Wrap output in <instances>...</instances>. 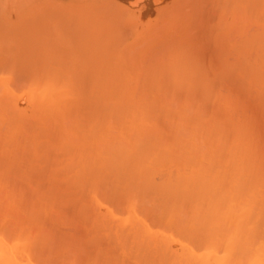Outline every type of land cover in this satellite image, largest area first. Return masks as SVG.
<instances>
[{
	"label": "bare ground",
	"instance_id": "6f19581e",
	"mask_svg": "<svg viewBox=\"0 0 264 264\" xmlns=\"http://www.w3.org/2000/svg\"><path fill=\"white\" fill-rule=\"evenodd\" d=\"M184 1L187 2L188 0L187 1L184 0ZM255 1L256 2H252L255 4L254 8H255L256 4L259 2V0H255ZM178 3H179L178 7L176 6L177 2H176V4L174 3V5H175L174 7L178 8L177 10L174 9L177 12L184 9L183 8L184 5L182 6L183 9H180V7H181L180 3H182V0ZM110 4H112V2ZM170 6H172V5H170ZM170 6L168 8L170 11H168V9L165 10V11H168L167 14L171 11L174 12V10H172L174 7H172L170 9ZM108 7H106V10L104 9L105 7L103 9L101 8V10H103L102 12L106 11V12H104L105 14L109 13V11H107V9H110L111 7L110 8H108ZM188 7H190V6H188ZM188 7L186 6L185 8L189 9ZM199 7H201V6H199ZM251 7H253V6H251ZM67 8H69V7H67ZM67 8H65V10ZM165 8H167V7H165ZM201 8H203V7H201ZM240 8L241 7H238L236 11L241 16L243 14L247 15V16H245V19L247 20L248 24H250V22H251L250 17L255 18V19L252 18V21L254 20L255 23L257 21L259 22V20H260L259 18L262 17L261 16L262 14H260L259 18H258L257 17L258 14L256 15V13H255L256 17L253 16L254 14L251 16L252 8H251V11H248L247 10L248 8H245V7L241 8V9H244V11L246 10L245 12L247 14H245ZM226 9H225V11H226ZM65 10H63V11H65ZM80 10H81V8H80ZM190 10H191V8H190ZM68 11H70V9L69 10L67 9L65 11V12H67L66 16H69L68 14L70 12L68 13ZM75 11H77V8ZM81 11L83 13H85L83 10H81ZM183 11H185V9ZM236 11L233 12L235 15V18L232 17L233 18L232 20L230 18L229 19L230 21H228L227 17L234 16V15L232 13H230V14H228L229 15L228 16L227 14H225V12H224V14L227 15V17L225 16L226 19L224 18V14L222 15L223 19H221V21L223 20L222 22H225V20H227L226 21L227 25H230V27L226 26L225 29H227L228 27H229V29H231L232 23L231 24L229 23L231 21H233L234 24H235V22H237L236 19L237 20L239 18L241 19V20L239 19L240 21L237 22L238 24L241 23V21H242V23H241L242 25H240V28L241 27H243V28H242V31L239 32V34L241 33L245 37L242 36L243 40L241 39L242 41H241V43L237 49V53L236 52L233 53L230 49L231 47L228 48V50L230 49L229 51L224 49L225 52H227V57H231L233 55L232 57L234 59L230 58L229 59V60H231V61H229L230 63H227L226 66L224 65L223 66L224 68L222 67V65L224 64L223 63L224 61L222 62L223 64L221 62H219L221 64V67L223 68V70H220V68L218 67L219 69L218 68L215 69V72H218L216 74L208 73V72H205L203 74V72H202L201 76L203 75V77H198L196 74L193 75V76H197L196 77L197 79L202 78L201 81H199L200 79L199 80L194 79V80H196L195 81L196 84H198L199 82H200V84L196 85V88H194V89L192 88L189 91H187L186 94L184 92V94H185V95L183 94L184 97L181 96V93H183V91L177 92V94L178 93L180 94L179 96L176 94V92H174V94L176 95L175 96L173 94V91H171V88H168L170 90H168L166 88L167 86L170 87L169 84L166 85L169 82L165 81L166 83H164L163 82L164 80L163 81L160 80V82L162 81L166 86H164V84H162V86L165 87V88H162V86L158 85V91H159V93H161V94L157 93L158 96H160V98L164 97L161 95L162 94L165 95L167 92H169L168 93L169 95L171 94L170 97H168L169 95L166 94L167 98H166V96H165L166 99L163 98V105L168 107V109H160V107H158L157 102L154 101L153 98L148 97V94H149L148 93V87L146 86L147 83H145L147 81L148 77L146 75H144V73L143 74L141 73V75H143V79L145 78L146 80L145 79L143 80L142 78H141L142 81L140 80L141 82L136 80L139 82L138 87L136 86L138 84L137 83L135 85L136 87L133 86V89L131 91H129V89H128L127 93H126V91H124V94L125 93L126 94L132 93L134 95L138 94L136 97L137 101L133 100L135 98V96L133 97V95H132L133 99L130 98V100L132 99L134 102L131 103V101H128V102H130L129 104H128V102H126L128 104V106H131V107H126L127 105L124 106L125 102H123L124 104L120 105V106L110 105L111 103L108 100L106 101L105 99H103L106 96V93L104 90H103V92H104L103 94H105V95L104 96L100 95V96H102V98L99 96L102 99V100L101 99L99 100L100 101L99 104L97 103V105H94L95 103L91 101V103L94 106L93 107L89 101L87 103V106L88 105L92 106V107L90 106L91 108H89V109L95 108L94 111L96 113L94 111H93L94 114L90 111L88 112L89 114L91 113L90 115L87 114L89 116L88 117V126L83 125L79 129L75 130L74 122H73V125L70 124V122H69V124L72 126V127H70V125H68V121H71L72 115L70 116V118L65 115L66 118L68 117L69 119L67 118L68 119V121H67V119L65 118L67 121L66 122L65 119H63L64 118L63 117L62 119H63L64 123L61 124L59 121L60 117H58V116L62 115V111H61V109H59L60 111H58V112H60L61 115H56V116H57V120L59 121V123L62 126L59 125L60 131L56 135L58 138V136L60 134L61 138H65L66 142L69 143V145H68V144H66V142H63V145H65V146L62 147L63 151H61L62 153L60 152L61 154L60 153L59 154H60V156L66 155L69 151H71L70 154L68 153V155H70L68 157V162L65 163L66 172L69 170L68 166L70 167V169L72 167H75V166L77 167L78 165H79V167H77L78 169L76 170L77 171L76 175L72 174L71 176H67L66 178L59 180V181L53 179V177L55 175L58 176V174H56V173L63 171L65 168H62L63 170L60 168L59 172L54 171L55 174H53L54 172L52 173V170L49 171L53 175L51 177V179L54 182L57 181L54 184V186H56V188H58L59 190L56 189L54 186H53L54 188L50 189V187L52 186V183L50 184V182H52V180L49 178V185L50 186L48 187L49 189H47V190H50L51 192H49V191L48 192L45 191V192L49 193L48 195L50 197V201L49 200L48 201L50 203L45 202L46 204H43V205L46 206V205L50 204L49 206L51 207V209L53 208L52 211L51 210L49 211L50 207L46 206L47 208H45V210H47L49 208L48 212H51V213H48L49 215H47V217L51 216L52 218H54V219H52L50 217L48 219H50V221L52 219L53 226H55L58 223V222L56 223V220L59 221V223L61 224L60 218H61V220L63 218L62 223L66 222V221H64V216H65L64 214H66L65 212H68L67 210H69V209L64 207L65 208V209L63 208L64 211H59L58 209L60 208V210H62V207H60V206L57 207L58 205H56V204L58 202L55 201V200H57V198H61V199L64 198V199L71 202L70 203L71 205H69L68 208H70L72 206V208L77 209V212H78V214H77V212L72 213L74 215L71 214L72 217L74 216V218L69 217L70 212L66 214L70 218V222H69L70 224L72 222L71 218L75 219V214H77V215L80 214L81 216L80 215L79 216L76 215V216L78 217V219L85 220L86 222L85 221L84 222L86 225H87V222H89L88 217H90V220H92L94 223V225L92 223L91 226L92 225H93V227L95 226L94 231L96 233L98 231H100L101 233L104 232L110 237V238L107 237V235L105 237L100 236L101 235L100 233L98 234V237H97L96 235L93 234L94 236L99 238V240L105 239L103 241H106V239L109 238L107 241L108 244L110 242L109 246L106 243H105L106 245L104 243L102 244V242L100 243L99 240L97 238H95L94 236H92L93 237L92 239L87 238L88 241L84 240V241H86V243H84V246L87 245L86 246L87 248L89 245L90 246L92 245V243L95 241V239H97L99 242L98 243L96 241L95 242L96 245H93V246H96L95 251L93 249V252H96V254L93 257H92L93 252L91 253L88 251V250H91V247L89 246L90 248L87 249L88 254L91 253V254H89V256L91 255L92 259L89 261L88 260L89 258L87 256L88 259L86 258V262L87 261H89V262L85 263V264H120V261L122 259H120L119 257H121V256H126V257L130 256L128 258L132 257L133 258L132 261L134 260V264L135 263L136 264H264V203L263 204L259 203V201L262 202L259 199L258 203H256L255 206H253L250 203L252 200H254L253 198H255V197L249 196L250 195L249 192L252 191L253 188L256 189V185H258L260 183V186H263V181H264L263 180V176H264V170H263L264 169L263 168L264 167V165H263L264 164V161H263L264 157L263 156L264 155L262 156L261 154L264 152V149H263L264 147L262 146L261 140L259 139V137H260L258 135L259 133L256 134L258 131V127H256V126L259 125L258 123H256V121H260V120H258V118L256 116H255L256 118L254 117V115H255L254 113L249 111L251 116H252V114H254L252 116L254 121L252 119H250L254 122L253 123L254 125H253L250 120L248 121V113H247V109L251 107L250 105L254 104L255 105V107H254L255 113L257 115L259 114V116H261V117H264V26H263L264 25V21H263L264 19H263V17L261 18V20H260L261 26H259V24H258L257 28H258V26H259V28L258 29L254 28V30L255 29L256 30L254 31L255 33H253L251 30V28H253L252 25L247 24L248 25L247 27H246V25H243L246 20H244V22H243V19H242V18H244L243 16L242 17L236 16L237 15ZM65 12L62 13V15H61L62 17H63V15H65L64 14ZM113 12H115V11H113ZM113 12L110 11V14L112 15ZM186 12H184L185 14H183V19H186L185 17L187 15H188L187 17H189V14L191 13V11H188L190 13H186ZM72 13H73V11H72ZM79 13H80V11L78 12V14ZM98 13L101 17L100 18L97 15L99 20H100L99 23L101 24V22L106 19V16L103 13L101 15L100 10ZM115 13L117 14L118 12H115ZM193 13H194V11H193ZM193 13H191L190 15H192ZM212 13H214V12L212 11ZM228 13H229V9H228ZM78 14H76L77 16L73 15V14H71L69 16V18L72 17L73 20H72V18L69 19L68 17L65 16L66 18H68L67 21H65V20H63L65 17H63V19L60 21V24H59V27H62L60 29L61 30L63 29L64 31L67 29L66 31L69 32L68 29H70V31H71V29L74 26H78V29L76 27V30L78 31L79 30V24H82V22L80 21L81 22L80 23L79 20L83 16V14L82 15L79 14L80 16H78ZM86 14H87V12H86ZM89 14L90 13H88V15ZM118 14H120V13H118ZM167 14L165 13V15H167ZM263 14H264V11H263ZM117 15H114L116 20L118 18V17H116ZM172 15H174V13ZM184 15H186V16H184ZM194 15H195V13L193 14V16ZM197 15H199V13ZM33 16H35V15H33ZM73 16L77 17L76 21H74ZM118 16H121V15H118ZM168 16H169V14H168ZM174 16L178 17L177 15H174ZM179 16H181V15H179ZM107 17H108V15H107ZM170 17L172 18V16H170ZM82 18L86 19L87 17L86 18L82 17ZM202 18H203V16H202ZM77 19H78V24L76 25ZM101 19H102V21H101ZM38 20H41V19H38ZM42 20H44V19H42ZM71 20H72V22L74 21L73 23H75V24H71L70 23ZM162 20H160V21L161 22L164 21V23H165V20H163V21ZM23 21H25V20H23ZM64 21H65V23H64ZM82 21L84 23L82 24L83 27L80 25L81 27H80V30L78 31V32H80L79 35L80 34L83 35L84 32H82V30L84 29L85 26L86 27H88V26L92 27L93 29H91V30H94V28H100L99 26L96 27L94 25L93 22H95V21H92L91 24L88 21H87L88 23H85L86 21H84V20H82ZM202 21H203V19H202ZM202 21H199V22L202 23ZM67 22H68V24L70 23L69 24L70 28L67 26V24H66ZM196 22H198V21H196ZM261 22H263V23H261ZM44 23H45V21H44ZM62 23L64 24V27H63ZM102 23L103 24H101V25H104V22H102ZM116 23H117V21H116ZM174 23L171 24V20L168 23L166 22V24H171V26L175 28L176 24H178V23H176L175 25H174ZM181 23H183L182 24L183 28H185L184 26H188V25H185V22H181ZM92 24H93V26H92ZM111 24L115 25V23H113L112 21H111ZM186 24H187V22H186ZM41 25L42 24H40V26ZM71 25H73V27H71ZM180 25L181 24H179V26ZM193 25H194V23H193ZM197 25H199V24L196 23V27H198ZM236 25L233 26V28L231 29V32L228 31L229 29H227L228 36L233 35L235 37L238 35V34L234 35V34L238 33L237 30L234 31L235 30L234 28H237V26H238V25L237 26ZM1 26H3V25H1ZM30 26H31V20H30ZM47 26H49L48 27L49 31L46 30ZM118 26H119V24H118ZM118 26H116V27H118ZM154 26H155V24H154ZM160 26H162V24L160 25V23H159V26H156L157 29H154L155 27L153 29L158 31V29L160 28L162 30V28ZM253 26L255 27L256 25H253ZM42 27H41L43 29V30L41 29L42 31H39L40 29L38 30V28H37V30L39 32L35 28V30L38 33L33 32L34 34L32 33L33 26H32V28L30 27L29 29H31V33L33 34L32 36H34L36 34V37H38V39L40 41H42L44 39L43 40V42H44L45 38H47V37L41 39L40 37H42V36L40 34L44 33V32L46 33L47 31L50 32L51 29H50L49 24L48 25L46 24V26L42 25ZM103 27H105V29H107L106 28L107 26H103ZM116 27H113V28L115 29ZM181 27H180V29H179V27L177 28L179 31L177 29H174V28L173 29L176 30L177 33H180L182 31V33H181V35H182L184 32L183 31L184 29ZM193 27L195 28V26H193ZM245 27L247 28L246 30H248V28L251 30L250 32L248 31V33L250 35L249 34L248 35L243 34L245 31ZM150 28H152V27H149L148 31H150ZM163 28H164V26H163ZM165 28H166V25H165ZM108 29L111 30L112 27L108 28ZM160 29H159V31H160ZM191 29H193V28H191ZM191 29L189 28L190 32L192 31ZM73 30H74V28H73ZM102 30H103V28H102ZM154 30H152V31H154ZM187 30L185 32L190 34L189 32H187ZM193 30H195V29H193ZM221 30H223V29H221ZM77 31H75V33H77ZM118 31H120V29H118ZM152 31H150V32H152ZM171 31L173 32V34H174V32L176 33V31H173L172 29H170V32ZM224 31H226V30H224ZM232 31L234 32V34ZM90 32L92 33V31H90ZM103 32H104V30H103ZM106 32H110V31L107 30ZM106 32H105L104 36L107 34ZM185 32H184V34H186ZM245 32L247 33V31H245ZM28 33H30V32H28ZM28 33L26 34L27 37L29 36L32 40L34 38L33 42L31 41V43H33L35 45L36 44L41 45L40 43H38L37 38H35V37L32 38L30 35H28ZM99 33H97V34H99ZM123 33H125V31ZM163 33H164V30L161 34H163ZM16 34H17V32H16ZM52 34H53V32H52ZM70 34H72L71 40H73L74 38L76 39V37L73 36L74 33L70 32ZM157 34L158 33H156V35ZM161 34L158 36L161 37ZM225 34H222V36L225 37ZM81 35L79 36V38L77 37V41H79ZM112 35H113V33L111 34V36L109 34V36L111 38H112ZM145 35L147 37H149L147 35V33ZM156 35H154V36L156 37ZM96 36H98L97 37L98 42L96 41L97 39L95 40L96 37L90 38L88 36L86 38V36H85V37H81V38L83 40L85 38L86 42H89V43H91V40L93 43L95 42V44L91 43L93 46L90 45L91 48H94L96 46V42H97V44H101L100 42L105 38V37H101L102 40L100 41L99 40V39H101L100 35H96ZM122 36H123V34H122ZM154 36L151 35V37L155 38ZM183 36H184V38H186L185 36H187L188 39H191V37L193 35L190 34L189 35L190 38L188 37L187 34L183 35ZM238 36H239V38H241L240 37L241 35H238ZM2 37L5 38V35L1 36L0 38H2ZM27 37L24 36L23 38L25 39L26 43H30L31 39L29 40V38H27ZM110 37L109 38L107 37V38L110 39ZM147 37H146V40L148 41ZM159 37H157V40ZM162 37H161V39H163V38L166 39L165 37H163V38ZM219 37H218V39H219ZM92 38H94V39H92ZM143 38H142V40H145V38L144 39ZM195 38H196V36H195ZM226 38H224V39H226ZM236 38L239 39L238 37H235V39H234L235 41H236ZM82 39H80V40H82ZM117 39H120V38L117 37ZM164 39L162 41H164ZM172 39H175V41H176L175 37ZM228 39H231V37ZM228 39H226V40H228ZM140 40H138V41H140ZM149 40H150V38H149ZM152 40H154V39H152ZM34 41L35 42L37 41V42L35 43ZM109 41H111V40H109ZM135 41H133V43ZM147 41L145 42V45L147 44ZM155 41H156V38H155ZM175 41L170 40L169 43L173 42V45H174ZM237 41H240V40H237ZM45 42H44V44H45ZM143 42L144 41H142L141 43H143ZM50 43H51V41H50ZM141 43L139 45H141ZM159 43H161L160 39H159ZM165 43H166V41H165ZM33 44H31V45L30 44H23V42H22V45L24 47L28 46L29 52H30L29 49H33V50L36 49L37 45L35 47ZM44 44H43V46H44ZM111 44L113 45V43H111ZM131 44H132V42H131ZM162 44L157 45V46L158 47L162 46ZM76 45L79 46V43H77ZM145 45H144V47H147ZM32 46H33V48H31ZM78 46H76V51H77ZM90 46H89V48H90ZM108 46H109V44H108ZM108 46H107V48H108ZM134 46H137V45L135 44V45H133V47ZM148 46H150V45L148 44ZM4 47H2V48H4ZM34 47H35V49H34ZM80 47H81V45H80ZM80 47H78V48H80ZM82 47H81V49H82ZM113 47H115V46L113 45ZM113 47L110 46V50ZM158 47H157V49L156 48L155 49L159 50L160 47H159V49H158ZM165 47L167 48V45ZM0 48H1V46H0ZM2 48H1V50H2ZM11 48H14V45ZM97 48H99V47H97ZM137 48H140V47H137ZM170 48L171 47L168 46V50ZM4 49L8 51V49L6 47ZM94 49L93 50L90 49V51H91V53L89 51L90 54L87 52L88 50L86 52H84L85 51L84 47L82 50H80V49H78V50H80V55L82 53L85 56L86 53H88L92 58H95L94 52L98 49H96L95 51H94ZM103 49L104 48L101 47V50H100L101 55L100 54L99 55L102 57H100V59H98L96 57V63L97 64L95 63V65H93V63H94L93 61H95V60H93L92 58H91L92 59L91 61L89 60L90 56H87L88 57L87 59L91 64L88 61H86L87 60L85 58L86 56L84 57L86 63L87 64L89 63V65H90L88 70L92 71L91 75L93 77L91 75H89L88 70H87L88 74L85 75V73L80 72V74H82V75H80L78 72L75 73L74 71H71V69H70L71 72H74L76 74L75 75L73 73L74 77L71 78V79L74 78L73 79L74 81L72 80L73 83L75 81H78V82L81 81V83H85V81H86V83H88V81L89 80L91 81L92 79H93V82L89 81L88 84L93 83V85H94V83H96V82H97V84L100 83L99 82L100 81L99 80L100 79L99 78L100 73L104 72L105 70H103V68H106V66H107V64H106L107 62L104 60L105 58L102 59L103 56L107 55L105 53L106 49L103 51L106 55L104 53H102ZM129 49L131 51L130 47H129ZM149 49H148V52H149ZM152 49L153 48H151V50ZM232 49L234 50V47ZM33 50H31V51H33ZM140 50L141 49H139V52H140ZM168 50H167V52H168ZM221 50H222V48H221ZM24 51H26V49ZM35 51L33 53L36 54ZM92 51H94V52L92 53ZM155 51H150V52H155ZM0 52H3V51H0ZM100 52H98V53H100ZM157 52L159 53V51H157ZM223 52L224 51H222V53ZM225 52H224V54H225ZM228 52H230V53H228ZM21 53L23 54V52H21V50H20L18 53V56ZM25 53L23 54L24 56H26ZM30 53H32V52H30ZM144 53H146V52H144ZM144 53H143V55H144ZM22 54L20 55V57H18L17 54H15V55H16V57H18L24 61V59H22L24 57ZM92 54L94 57L92 56ZM102 54H104V55H102ZM110 54H112V52ZM110 54H108V55H110ZM146 54H145V56H146ZM153 54H151V55H153ZM164 54L165 53H162V55L160 54V56L164 57L163 56ZM236 54L238 55V58H236L237 57ZM83 55H81V56L83 57ZM137 55H138V53H137ZM143 55H142V57H143ZM151 55H147V56L149 58H151L150 57ZM229 55H231V56H229ZM122 56H124V55H122ZM156 56L157 55L155 53V57ZM16 57L13 56V59ZM125 57H127V56L125 55ZM134 57L133 58L131 57V58L134 60L135 59ZM146 57H144L142 59H145ZM18 58H16L17 61L19 60ZM48 58H50V54H49ZM107 58H109V56ZM127 58H129V57H127ZM138 58H136V60ZM157 58H154V59H157ZM25 59H26V57H25ZM142 59H141V61H142ZM159 59H161V58H159ZM16 60L14 59V61L12 62V66H9V65L7 66V64H10L11 62L6 61L7 67L1 66L0 69L4 68L5 70H7L6 68L9 69V67L12 69V67L14 66V63L17 62ZM21 60L18 61V63L22 62ZM97 60L98 61L101 60V61L97 62ZM136 60H134V62L140 63L139 61H136ZM153 61L156 62V60H153ZM6 62H4V63H6ZM103 62L106 66L103 64ZM147 62H149V59L145 62V65H144V63H143V65L146 66ZM158 62H159V60H158ZM18 63H16V64H18ZM62 63L60 61V64H62ZM99 63L101 64L102 67L103 66L104 67L100 69L101 66ZM138 63H137V65H138ZM151 63H152V68L150 66H148V69L151 68V70L149 69L150 71H152V69L156 70V68H154V67H157L158 63H156V66L154 65V63L152 61H151ZM160 63H162V65H163L164 60H163V62L160 61L159 64ZM225 64H226V62H225ZM16 66L18 67V65H15V67ZM96 66H97V68L94 69V67H96ZM127 66H129V64ZM138 66H140V64ZM144 66H142V67H144ZM161 66H160V68H161ZM19 67H18V70H20ZM25 67H26V69H28L27 66H25ZM91 67L93 68V70ZM121 67L122 66H120V68ZM33 68H34V66L32 67V69ZM140 68H141V66H140ZM140 68H139V70L138 69L137 70L140 71ZM193 68H194V66H193ZM200 68H202V67H200ZM203 68H204V66H203ZM203 68H202V70L205 69V68L204 69ZM11 69H10V72L7 71L8 74L11 72L13 74L15 72H18L14 68H13L14 70L12 69V71H11ZM5 70H4V72L6 73ZM21 70H23V69H21ZM95 70H98V71L95 73ZM99 70H101V71H99ZM144 70H145V67L143 69V72H144ZM52 71H54V70H52ZM84 71L82 70V72H84ZM132 71L134 72L135 70L133 69ZM185 71L186 70H184V72ZM195 71H197V69ZM195 71H194V73L198 72V71L197 72H195ZM200 71H201V69H200ZM205 71H206V69H205ZM4 72L1 70L0 73L4 74ZM22 72L24 73V71H22ZM113 72H114V70H113ZM12 73L10 75H12ZM31 73H32V71H31ZM31 73H29V74L31 75ZM57 73H58V71H57ZM59 73L61 74V71ZM93 73L99 74V76L96 77L95 74L93 75ZM118 73H119V71L117 72V74ZM8 74L6 73V75H8ZM18 74H20V73H18ZM73 74L71 73L70 76H72ZM77 74H79L78 77H77ZM83 74H84V76H83ZM105 74H106V71L104 72V75ZM145 74H146V72H145ZM185 74L189 75V73L187 71ZM43 75H45V74H43ZM56 75L57 74H55V76ZM136 75L138 78V74H136ZM90 76L92 77V79H90ZM120 76L118 75V77H120ZM148 76H150V75H148ZM193 76H192V78H193ZM5 77H6L5 74L2 77L0 75V80L1 81L6 80ZM31 77L33 78V75H31ZM34 77H35V75H34ZM65 77L66 76H63V81H64ZM75 77H76V79H75ZM84 77H85V79L87 77L88 78L86 80H84ZM9 78H11V77L9 76ZM14 78L15 77H13L11 79H14ZM32 78H30V79H32ZM50 78L52 79V77H50ZM108 78L110 79V76ZM112 78L113 79H111L110 82L111 81L112 82L113 81L119 82V79L114 80V77H112ZM135 78H136V76H135ZM135 78L133 81H132V79H129V80L134 82ZM167 78H168V76H167ZM226 78H227V81H230L228 83H231V80H232V82L234 83V88L238 89V91L241 92L242 95L247 96V98H248V96H251V97H249V100L252 99L250 101H252L253 103L250 105L248 104L250 107L247 106V103H249V102H245V105L240 104L244 101L241 102V100L239 98V95L241 97V94H236V96L234 95V93H233L234 91L232 90V89H234L233 86H232V89L230 90V92L233 91L232 92L233 95L228 92L229 91L228 89H226V90H228L227 92L229 95L227 94L226 90H225V92L223 91L224 94H226L228 96L224 95L221 92L224 87L219 86L220 85L219 81L222 82L221 79L226 80ZM8 79H7V81H8ZM25 79H26V77H24V80ZM103 79H104V77H103ZM59 80H61V79H59ZM120 80L122 81V79H120ZM148 80L150 81V84L148 86H152L153 81L151 82V80L149 78H148ZM1 81H0V83H1ZM18 81L21 82V80H18ZM131 81L129 82L130 85L132 83ZM227 81H226V83H227ZM26 82H28L27 79H26ZM59 82L61 83V81H59ZM78 82H76V83L79 84ZM110 82H107V83H110ZM112 82L109 85L115 84L114 82L113 83ZM158 82H159V80H158ZM4 83H5L4 84L5 88L8 85H10V84L6 85L7 84L6 81ZM32 83H29V84H31L29 86L27 84L28 87L26 86V90H25V86H24V88H22L23 92L18 91L19 93L14 90L15 88H13L15 93H12L13 91H11V89H7L8 87L6 88L8 91L2 90L1 88L4 85L2 86V84H0L1 85L0 91L1 92L3 91L2 94H3L4 99H7V97L5 98V95L8 92H11V94H16V95L18 93L19 96L13 95L14 97L12 98V100L13 99H16V100L19 99L18 101H20L16 105V107L17 106H19V107H17V108L12 107L13 108L12 110L16 109V110H14L15 112L17 110L19 111L18 108H20V106H21L20 104L22 103L20 100L22 95H23L22 101H23V98L25 97V100L28 99L27 100L28 102L26 101L28 103V105L30 102L34 101L33 96H37L36 99L38 101L37 100L36 101L38 103L40 102L39 103V107H40L39 110H41L42 106L45 105V104L43 105V103L47 102L45 100L44 94H43L45 91H42V90L47 89L50 85L47 88L46 87L43 88L44 87L43 86L42 90H41L40 88L37 89V86H39V85H37V86L34 85L35 81H33ZM65 83L67 84V79H66ZM81 83L78 86L76 84V86L80 92H81L80 88L81 89L84 88V85H81ZM140 83L142 85H140ZM144 83H145V85H143ZM12 84L14 86V83H12ZM62 84L63 83H61L60 87L63 88L64 84L63 85ZM97 84L94 86H98ZM129 84L127 83L128 86H130ZM17 85L19 86L21 84H17ZM33 85L35 86L36 90H41V91H39L40 93L34 89ZM43 85H45V84H43ZM80 85H81V87H80ZM132 85H134V84H132ZM94 86H93V88H95ZM116 86H112L113 89L115 88V90H116V88H117ZM123 86L124 85H122V87L119 86L117 88L116 94L119 93L118 95H120V91L118 89H120V87L123 89ZM159 87H161L165 91V93H163L164 91ZM51 88L52 87L50 86L49 89L52 91L53 89H51ZM155 88L152 86L151 89L153 91H155ZM49 89H47V92ZM85 89H87V88H85ZM54 90H53L54 93H55V91L57 92V90H55V91ZM63 90H65V89H63ZM115 90H113L114 94H115ZM160 90H161V92H160ZM34 91H35V93H34ZM58 91H59V89H58ZM60 92H63V91L61 90ZM97 92H98V90H97ZM97 92H95L94 98L96 97ZM113 93H112V95H114ZM56 94L58 95V93H56ZM230 94L232 96L236 97L235 102L236 103L239 102L238 104H235L234 102H232L234 100H231V99L234 97H232ZM121 95H123V94H121ZM48 96H46V97L48 98ZM172 96H175V97H172ZM237 96H238V98H237ZM41 97H43L42 99H44L45 101L39 100V99H41ZM57 97L60 98V96H57ZM91 97L92 96H90V98ZM120 97H122V96H120ZM120 97L118 96V98H120ZM138 97H140V98H138ZM230 97H231V99H230ZM52 98H53V96H52ZM108 98L109 97H107V99ZM125 98H126V96H125ZM128 98L129 97H127L126 99L128 100ZM244 98H246V97H244ZM78 100H76L75 98L73 99V101H75V102ZM4 101L2 100V102H0V115L2 114V111L4 112L7 109V106L9 105V104H7L6 108L4 105H3L4 106L3 107L2 104H4ZM36 101H34V103H36L37 107H32V104L29 105L33 108V111H35L39 108L38 103ZM160 101H161V99H160ZM26 102H24V103L27 107ZM239 104L242 107L244 106L243 108L246 109V111H245L246 115H245L244 109H243L244 113L240 112L242 109L239 108L240 107V106H238ZM31 107H30V110H31ZM4 108H5V110H4ZM24 109H25V106H24ZM27 109L28 108H26V110ZM239 109H241V110H239ZM63 110H65V109H63ZM165 110H167V111H165ZM237 110H238V113H237ZM9 111L11 113H13V116L15 117V114H14L15 112L11 111V108H8V113H9ZM54 111H55V109H54ZM69 111H70V108H69ZM5 112H7V110ZM19 112H21V111H19ZM8 113L6 114L7 116L5 114H4V116H6L5 117L6 119L8 117V120H9V118L13 117V116L11 113H9V114ZM37 113H39V112H37ZM40 113H41V111H40ZM240 113H243V114L241 115ZM47 116H49V115H47ZM51 116H52V118L50 116L49 117L52 121L49 119V122L51 121L53 123V121L55 120V119H53V118H55V115L53 117V114H51ZM246 116H247V120L245 119ZM48 118H45V117L42 118V119H47L46 120L47 122L45 121L46 123L44 122V124H42L43 126L41 127V129H39L40 127L38 128L39 130L37 131L38 132L37 135H40V133H41V135H40L41 137H43L44 135L48 136L47 134L48 133L50 134L52 131V129H50L51 126L54 127V125H55V128L58 127V125H56L57 123L56 124L48 123ZM73 118L75 119V117H73ZM21 119H24V118L15 119V121H14V119H11L15 122V123H11V124H13L14 127L16 126L15 128L9 129V126L12 127V125L10 124L11 120H9V124H8V120H5V122L7 121L6 123L8 124L7 129H5L6 127L4 128L5 125H3V124L1 125V127L3 126L2 129L0 127V154L3 155L2 158L0 157L1 158L0 159V163H1L0 164V172L4 173V174L0 173V176L3 175V177H1V178L5 177L4 181H7L9 179V181H7L8 184L10 181L13 184L14 183V180H13V174L14 173L12 174V172H15V175H14L15 178L17 176L21 175L20 179L18 177L16 178V179H19L18 181L20 183L15 181V185H19V184L22 185L23 184V187H25V188L29 185L30 187L29 186L28 187H29V190H31V191H32L33 187L35 186L33 189L34 192L32 191V194L34 193V195L35 194L39 195L41 192L38 189L42 188L41 190H44V187H42V185H44V183H47L46 182L47 180L44 183H43V181L45 180L44 176L46 175L44 172L48 171L47 167L49 166V163H50L51 167L53 166L52 164L57 163V162L53 163V161L55 159L53 161H51V158L49 156L51 155V157H52V155H54L56 157V155H59V154H57L56 152L53 153L51 148H49V146L47 145V142L42 141L40 143L41 144L40 148L44 147L43 151L45 153L41 154V156H40L41 160L35 159L34 157L32 158V160L34 161V159H35V160L42 162V160H44V158L45 159L48 158V160L50 159L49 161H51L52 164H51V162H49L46 159V161H48V163L46 161H43L44 166H40L41 168L35 169L37 171H41L42 169L43 170L46 169L44 171L42 170L43 174H42V172H38V174L39 173L42 174L41 176H39L36 173L37 171L34 172L35 171L34 168L37 165L30 166V168L25 167L27 164L25 161H27V162L29 161L26 159H29L30 158L29 155H31L30 153H32L34 151V148L31 146V142H29V141H32V138L30 139L29 134L30 133L32 134V132H34L33 130H35V126H36V128L38 127L37 126L38 122L35 119H33L34 121L37 122V124L35 125V124H33L34 122H32L33 121L32 119H30V120L28 119L30 121V123L32 122L31 123L32 126L30 124L28 126H23V125L18 126L19 124H17V123L19 121L22 122ZM255 119H257V120H255ZM28 120H27V122H28ZM13 121H11V122H13ZM0 123H2V122H0ZM66 123H67V125H66ZM14 124H16V125H14ZM21 124H23V123H21ZM49 124H51V125L49 126ZM255 124H257V125H255ZM33 125H35V126H33ZM32 127H33V129H32ZM45 129H46V132L49 129L48 130L49 132L44 134V132L42 133V131H44ZM40 130H41V132L39 133ZM54 131H56V129ZM42 134H43V136H42ZM27 137H29V139H30V140L28 139V143L30 145H27V142L25 143V141H27ZM22 138L23 139L26 138V139L23 140ZM49 138L50 139L52 138V134L50 135ZM82 138H85L89 142L88 144H90V143L92 144V147L94 148V151H95L96 155L98 156V157H96V161H91V157H93V159H94V157L96 155L94 156V155L83 154L80 151H78V149L73 148L74 146H76L78 140H80ZM43 142L45 145L43 144ZM263 144H264V142H263ZM70 145H74V146H72V149H71ZM45 146H47V147H45ZM65 147H67L66 150H64ZM40 148H38L37 151H39ZM47 148H49V149H47ZM50 150H51V152H50ZM85 150H88V149L84 147L82 152ZM49 153H51V154L49 155ZM64 153H66V154H64ZM27 157H29V158H27ZM57 158H58V156H57ZM2 159H4V162H1ZM24 162H25V164H23ZM57 164H59V162ZM23 165H25V166H23ZM22 166H23V169L25 167L24 173L27 171L26 172L27 174H29V175L32 174L30 176L35 177L36 178V179H34L35 181L38 182L39 181L38 179L43 178L44 180L41 179L42 181L41 182L39 181L42 184H40L39 182L37 184V182H35L32 179L34 184L36 183V185H38V186H36L33 183H31L32 181L30 182L31 177L29 176L30 177V179H29L28 175L26 173H25L26 175L24 173H22L23 175L18 174V173H20V169L18 168V170H19L18 171V170H16L17 169L16 167H20L22 169ZM30 169H31V171L33 170L34 173L33 172L30 173ZM242 169L245 172L241 171ZM16 172H18V173H16ZM8 173H10V174H8ZM261 173H263V174H261ZM6 174L10 175V176L12 175L11 177H12L13 182ZM16 174H17V176H16ZM33 174H37V175L35 176ZM60 174H59V178L61 177ZM4 175H6L8 177V179ZM63 175H67V174L63 173L62 176ZM22 176L25 179L22 178ZM25 176L28 179H26ZM38 177H41V178H38ZM56 179H58V177ZM23 180L24 181L26 180L25 181L26 185L29 182L30 183L27 186H24L25 183H21ZM27 180H28V182H27ZM4 181H2L3 183L2 182L0 183V264H72V261H73V264H75V263L81 264V262L80 261L78 262V260L83 259L82 256H84V254H86V252H84V254L82 255L83 251H86V250H82L83 244L81 245V243L84 241H82V238H80L82 242L80 241L81 242V243L79 242L80 244L75 243L76 240L79 238V235H81L77 230V228L79 227V231L81 232V230H80L81 223H80V226L77 224L78 226L76 225L77 226V228H76V227H74L76 224V220H74L75 223H74V221L72 222V223H74L73 224L74 226L73 227L71 226L73 228V229H71L72 236L69 237L70 241L74 242L75 246L78 244V246L75 248L74 245H72V247H73L72 248L71 245L70 246L67 245L66 251H65V249H63V248L60 249L59 247L57 249V247H55V245L58 244L57 240H56V238H57V235L55 232L56 229L55 230L52 229L56 235L55 239H53V237L50 235V234H52V233H50L51 228L48 227V225H47L49 223V221H48V223L44 222L45 223L44 225H47V226L43 225L45 227V230H43L44 227L40 226V224H39V222L40 223H43V222L38 220V219L41 220L40 216L42 217V213H41L42 211L38 212L39 211L38 209H40V207H41L40 210H42V207H44L42 205L39 207L38 205H39L40 200L44 199L46 197V195L42 194L43 197L45 195L44 198L43 197L41 198L42 195L40 196V198L38 196L39 202H37V200H36L37 196H35L36 198H34V196L29 193V190L27 187L28 191L27 190L26 191L31 195V197L27 192H25L24 195H26V197H27V194L29 195L30 198L27 197V199L33 198L34 200H36V201L32 200V201H34V204H36V205L31 207L33 204L30 200H26V202L29 203V201H30L31 202L30 204H32V205H29L28 203L26 205V202H24V203L20 202V203L22 204V208H25V207H23L25 205L27 207H30L31 209H34V207L37 208L36 206L39 207L35 211L33 210V212H36L38 210L37 213L35 214L36 216L34 215L35 219L38 218L37 222H36V220H34V221H35V223H37V226L39 224V226H40L39 228H41V229L38 230L37 232L32 231V230H35L33 228L36 226H34V223H33V219H34L33 214L34 213L31 215L32 217L29 218L30 214H28V213H32V210H30L29 208H26V210H27V211L25 210L26 214L24 213V211H22L24 214H22V212H21V215L26 216V218L30 219L31 221L27 219L29 221L27 224L29 225L31 222L32 225L30 224L28 229L24 228V229H26L25 232L20 231L18 229L19 225H17V224L19 222L16 223L17 221L15 222L17 227H16V225L12 227V225H10L11 223L10 222L8 223V221H9V218H7L8 214L11 213V214H9V217H11V218H13V216H14L13 219L10 218L11 222L13 223L14 219H17V215L19 217L21 216V215H19V213L17 215L12 214V212L16 213V211L18 210V209L17 210L15 209L14 205H16L17 202H18V204H20L19 201H22V200L25 201L26 198L24 196L25 199H22V200L19 199L18 200L17 197H19L22 193H20V191L19 192L17 191L20 194L16 193L18 196L15 195L14 193L16 191L13 190V193H12V190L10 188V187H12V189H13L14 186L13 185L10 186L11 185V183H10L9 187L6 188V186H8V185ZM4 183L6 184V186L4 185ZM1 185H3V186H1ZM20 185L17 186V188L20 187ZM32 185H34V186H32ZM39 185L41 187H39ZM4 186H5V188H4ZM23 187L21 189H24ZM17 188H15V189H17ZM36 188H38L37 190L39 191V193H38V191H36L37 193H35ZM4 189H6V191H8V190L11 191L13 197L16 196L17 202H14L15 199L13 200V197H11V200H13V201H11L10 198L7 200V201L10 200V203L11 202L16 203L14 205L12 204L14 207L11 204L10 205L7 204L8 206L5 205L7 203V201L3 198H6L7 196H4L2 194V192L4 193ZM18 189L20 190V188H18ZM256 190H258V189H256ZM23 191H25V189L21 190V192H23ZM258 191H260V190H258ZM262 192L263 191L261 190V193ZM256 193H257V191H256ZM8 196H10V195H8ZM22 196L23 195H21L20 198H22ZM256 196H258V193ZM49 197H47V199ZM247 197H250L252 200L247 198ZM52 198H54V199H52ZM2 199L6 201L5 204L3 203ZM47 199H45V200L47 201ZM255 199H257V198H255ZM263 199H264V196H263L262 200ZM53 200H54V202H52ZM257 200H254V202ZM51 203H52V206H51ZM18 204H17V206H19ZM23 204H25V205H23ZM53 204H55L56 207ZM17 206H16V208H18ZM54 207H55V209L57 208L56 211L58 210L59 212H61L60 215L61 214L64 215L63 217L61 215L59 220L56 218L57 214L55 215V213H53V211H55ZM22 208L19 209V212H20V210H22ZM12 209L13 210L15 209L16 211H13ZM72 210H74V209H72ZM38 213L40 214V216ZM10 215H13V216H10ZM83 215H85V217L87 216V219L86 218L84 219ZM23 216L20 218H23ZM2 218H5L7 223L4 219H3L4 221H2ZM26 218L24 217L23 219H26ZM31 218H33V219H31ZM45 219H44V217H42V221ZM48 219H46V220H48ZM68 221L69 220L67 219V222ZM4 222L6 223V225H4ZM24 222H26V220L25 221L23 220L22 223H24ZM69 223H66V224L70 225ZM77 223H79V222H77ZM20 224H21V222H20ZM82 224H83V222H82ZM32 226H34V227H32ZM49 226H50V224H49ZM42 227H43V229H42ZM93 227H91V228H93ZM47 228H50V229H48V231H49L48 236L45 234V233H47V231H46ZM74 228L78 232V233H75L76 235L73 233V232H76V231H74ZM30 229H32V230H30ZM64 229H66V228H64ZM67 229L70 230L69 227ZM29 230H30V233H28ZM68 230H64L65 233H68ZM26 231H27V234H24V233H26ZM91 231H93V230L91 229ZM57 232H58V230H57ZM63 232H60V234L62 235ZM87 232L90 233V231H88V230H87ZM58 234H59V232H58ZM60 234H59V238H57V239H59V241H58L59 243L61 241V243H60L61 245L60 244L59 245L63 246L62 243L64 244V242H65L64 245H66V239L64 240L62 238L66 237L68 239V237L65 235L63 237V235L61 236ZM77 234H78V236H77ZM83 235H85L84 237L86 239V236H88L89 234H87V235L83 234ZM60 236H61V238H60ZM76 236L78 237L77 239L75 238ZM72 237H74V239H76V240H74ZM80 239H78L77 242ZM91 240H93V242H90ZM62 241H64V242H62ZM54 242H56L57 244ZM87 242H89V243H87ZM31 243L33 244V246ZM28 244H31V246L33 248H35L34 253H33V251H30L32 248L30 249L29 247H27ZM79 245H81V246H79ZM80 247H82V248H80ZM70 249H72V250L74 249V251H72L75 254L74 256L72 255V252L70 251ZM75 249H78V250L81 249L82 253H77V251ZM62 250L65 252H63ZM67 252H69V253H67ZM75 252L77 254H80V257L78 256L79 259L75 258L76 262H74V260H73L74 259L73 257H77L76 256L77 254ZM70 254L72 255V258L67 259V257L71 256ZM66 255H67L66 258L63 257ZM69 260H71V263ZM118 260H119V262H118ZM123 260L125 261V262L123 261L124 263H126V261L129 264L132 263L130 260H127V258H126V260H125V258Z\"/></svg>",
	"mask_w": 264,
	"mask_h": 264
},
{
	"label": "rangeland",
	"instance_id": "374dc122",
	"mask_svg": "<svg viewBox=\"0 0 264 264\" xmlns=\"http://www.w3.org/2000/svg\"><path fill=\"white\" fill-rule=\"evenodd\" d=\"M177 2V4H176V2ZM181 0H0V37L1 36H4L5 35V38H0V46H1V48L2 47H6L7 49H8V51L7 50H5L4 48H2V50H1V48H0V51H3V52H0V67L1 66H6V64H7V62H11L10 64H7V66L9 65V66H12V62L14 61V59L16 60V58H18V57H20V55L22 54H19V56H18V53H19V51L21 50V52H23V54L25 53L26 54V56H24L23 54V58L22 59H24V61L23 60H21L20 58H18L19 60L18 61H22V62H19L18 63V61L16 62V63H18V64H16V63H14V66L12 67V69L14 68V69H16L18 72H15L14 74L12 73V75H10L11 73H9L8 74V72L7 71H9L10 72V67H9V69L8 68H6L7 70H5L4 68H2V69H0V72H1V70L4 72V70L6 71V73L8 74V75H6V73L4 72V74H5V78H6V80H0L1 81V83L0 84H2V86L5 84L4 82L6 81V85H8V84H10V85H8L6 88L7 89H11V91H13L12 93H15L14 92V90L15 91H21V92H23L22 91V88H24V86H25V90H26V86H27V84H28V86L29 85H31V84H29V83H32L33 81H35V83H34V85H39V86H37V89H41L42 90V87L43 88H47L49 85L52 87L51 89H55V90H57V92L55 91V93L53 92V90L51 91L49 88H50V86L47 88V89H49L48 90V92H47V89H45V90H42V91H45L43 94H44V98H45V100L47 101V102H44L43 103V105L44 106H42V109L41 110H39L40 109V107H39V103L37 102L38 100L36 99V97L37 96H33V99H34V101H36L37 103H38V109L37 110H35V111H33V108L32 107H37V105H36V103H34V101L33 102H30L29 103V105H31L32 104V107L31 106H29L28 105V99L27 100H25V97L23 98V101H22V97H23V95H22V97L20 98V100H21V106H20V108H18L19 109V111H21V112H19L18 110L15 112L14 110H16V109H14V110H12L14 107L15 108H17V107H19V106H17L16 107V105L18 104V102H20V101H18V100H16V99H13L12 100V98L16 95V94H11V92H8V93H6V95H5V98L7 97V99H4L3 98V91L1 92L0 91V102H2V100L4 101V104H2V106L4 105L5 106V108H6V106H7V104H9L8 106H7V112H5L6 110H5V108H4V112L2 111V114L0 115L1 117H0V122H2V123H0V127H1V125L3 124V125H5L4 126V128L5 129H7V126H8V124H9V120H11V119H14V121H15V119H19V118H24V119H21V121L22 122H18L17 124H19L18 126H20V125H23V126H28L29 124L31 125V123L32 122H34L33 124H37V122H38V124H37V128H36V126L35 125H33V126H35V130H33L34 132H32L31 130L33 129V127H32V129L30 130L31 132H32V134L30 133L29 134V137H30V139L32 138V141H29V142H31V146L34 148V151L32 152V153H30L31 155H29V157H27V158H29V159H26V160H29L28 162L27 161H25L27 164H26V166L25 165H23V166H25V167H29L30 168V166H35V165H37L35 168H34V170L36 169V168H41L40 166H44V162L43 161H46V159L48 160V158H44V160H42V162H40V161H38V160H35V159H40L41 160V158H40V156H41V154L42 153H45L44 151H43V148H40L41 147V142L42 141H44V142H47V145L49 146V148H51V150H52V152L53 153H57V154H59L61 151H63V148L62 147H64L65 145H63V142H66V140H65V138H61V136H60V134H59V136H58V138H57V133H59V125H61V124H63L64 123V121H63V119H65L66 118V116H68L69 118H70V116H71V121H68V119H67V121H68V125H70V124H72L73 125V122H74V128H75V130H77V129H79L81 126H83V125H86V126H88V115H90L88 112L90 111V112H92L93 114H94V109L95 108H92V109H89V108H91L92 106H93V104L91 103V101L92 102H94L95 104L94 105H97V103L99 104V100L102 98V96H100V95H105V94H103L104 92H103V90L105 91V93H106V96L103 98V99H105L106 101L108 100L111 104L110 105H112V106H120V105H123L124 103L123 102H125V104H124V106L125 105H127L126 107H131V106H128V104L130 103V102H128V101H131V103H133L134 101H137L136 100V97H137V95L138 94H136V95H134V94H132V93H128V94H126L127 93V91H128V89H129V91H131L132 89H133V86L134 87H138V85H139V82H141L142 80H141V78L143 79V75H141V73L143 74L144 73V75H146L150 80H151V82L153 83V87L155 88V91H153L151 88H152V86H148L149 84H150V81L148 80V78H147V81L145 82V83H147V87H148V97H151V98H153L154 99V101H156L157 102V104H158V107H160V109H168V107H166V106H164L163 105V98H165V96H166V98H167V95L166 94H168L169 92H167L165 95H161V96H164V97H161L160 98V96H158V94H161V93H159V91H158V85L159 86H162V84H164V83H166L165 81H167V82H169V83H167L166 85H170V87H166L167 89L168 88H171V91H173V94H174V92H176V94H177V92H179V91H183V93H181V96L182 97H184L183 96V94H184V92H185V94H186V92L187 91H189L190 89H194V88H196V85H199L200 84V82L198 83V84H196V80H194V79H197L196 77L198 76V77H203V75L201 76V74H202V72H203V74L205 73V72H208V73H214V74H216V73H218V72H215V69H217L218 67L220 68V70H223V66L225 65H227V63H230L229 61H231V60H229L230 58H233L231 55H229V56H231V57H227V52H225V50H227V51H229L230 49H231V51L234 53V52H236L237 53V49H238V47H239V45H240V43H241V41L243 40L242 38L243 37H245V36H243L241 33L239 34V32H241L242 31V28L243 27H241L240 28V25H242L241 23H242V21H241V23H237V22H239L240 20L238 19H236V21L237 22H235V24L233 23V21H231V22H229L230 24H231V29L233 28V26H235L236 24L238 25H236L237 26V28H234L235 30L234 31H236L237 30V32L238 33H236V34H234V32H233V34L234 35H241L240 37L241 38H239V36L237 35V36H235V37H238L239 39H237L236 38V41L234 40L235 39V37L233 36H228V31H230L231 32V29H229V27H230V25H227V23H226V21L227 20H225L226 18H225V16L227 17V15L228 14H230V13H232L233 15H234V11H236L237 10V8L238 7H241V8H248L247 10L248 11H251V8H252V14H251V16L253 15V16H255L256 17V15H257V17L259 18V15L260 14H262L261 16L263 17V19H264V14H263V11H264V0H259V4L257 5L256 4V6H255V8H254V3H252V2H256L255 0L253 1V0H186L187 2H185L184 0H182V3H180L181 5V7H180V9H185V11H183V10H180V11H176L178 8H176V7H174L175 5H174V3L176 4V6L178 7L179 6V3L178 2H180ZM184 1V2H183ZM108 2V3H107ZM112 2V4H110ZM123 2V3H122ZM196 2V3H195ZM203 2V3H202ZM185 3V4H184ZM189 5H188V4ZM168 4V5H167ZM172 5V6H170V5ZM67 5V6H66ZM105 5V6H104ZM111 5V6H110ZM184 5V6H183ZM247 5V6H246ZM260 5V6H259ZM109 6V7H108ZM169 6H170V9L172 8V7H174L172 10H174V9H176V10H174V12L173 11H171V12H169L168 14H169V16H168V14H167V12L168 11H170L168 8H169ZM182 6H183V8H182ZM188 7V6H190V7H188L189 9H186L185 7ZM199 6H201V7H203V8H201V7H199ZM251 6H253V7H251ZM67 7H69V8H67ZM105 7V8H104ZM106 7H108V8H110V9H107V11H109V13H107V14H105L104 12H106V11H104V12H102L103 10H101V8L103 9H105L106 10ZM115 7V8H114ZM165 7H167V8H165ZM251 7V8H250ZM260 7V8H259ZM48 8V9H47ZM65 8H67L68 10L70 9V11H68V13L70 12L71 14H73V15H76V14H78V12L80 11V13L79 14H83V16L82 17H87L86 19H83L82 17H81V19L79 20V22L81 21L82 22V24L84 23L82 20H84V21H86L85 23H88V22H90V24L92 23V21H95V22H93L94 23V25L96 26V27H100V28H94V30H91V29H93L92 27H90V26H88V27H86L85 25V27H84V31L82 30V32H84L83 33V35H81V37H85L86 36V38L89 36L90 38L91 37H96L95 38V40L97 39V37L98 36H96V35H100V38L101 37H105L103 40H102V38L101 39H99L101 42V44H97V42H98V39L96 40L97 42H96V48L94 49V48H91V46H93L92 44H95V42L93 43L92 42V40H91V43H89V42H86V40H85V38H84V40L80 37V39H82V40H80L79 39V41H77V37L79 38V33L80 32H78L79 30H80V27L82 26V24H79V30L77 31L76 30V27H77V29H78V26H74L73 27V25H71V27H73L74 28V30H73V28L71 29V31H70V29H68L69 30V32H67L66 30L64 31L63 29V31L60 29V28H62V27H59V24H60V21L63 19V17H65L66 16V14H67V12H65L66 10H65ZM73 8V9H72ZM76 8H77V11H75L76 10ZM80 8H81V10H83L85 13H83L81 10H80ZM113 8V9H112ZM165 8V9H164ZM190 8H191V10H190ZM227 8V9H226ZM240 8V9H241ZM250 8V9H249ZM254 8V9H253ZM72 9V10H71ZM168 9V11H165V10H167ZM225 9H226V11H225ZM228 9H229V13H228ZM235 9V10H234ZM256 9V10H255ZM63 10H65V11H63ZM99 10H100V14L102 15V13L103 14H105V16H106V19L104 20V21H102V19H101V21L102 22H104V25H101V24H103L102 22H101V24L99 23L100 22V20H99V18H98V16L100 17V15H99ZM191 11V13H193V11H194V13H195V15L193 16V14L192 15H190L191 13L190 12H188V11ZM196 10V11H195ZM239 10V9H238ZM245 14H247L245 11H244V9H241ZM258 10V11H257ZM61 11V12H60ZM72 11H73V13H72ZM89 11V12H88ZM110 11L111 12H113V11H115V12H118V13H120V14H118V15H121V16H118L115 12H113L112 13V15L110 14ZM187 11V12H186ZM210 11V12H209ZM212 11L214 12V13H212ZM216 11V12H215ZM247 11V12H248ZM63 12H65L64 14L65 15H63V17L61 16L62 15V13ZM82 12V13H81ZM86 12H87V14H86ZM167 14V15H165V13ZM182 12V13H181ZM184 12H186V13H190L189 14V17H187L186 15H184V16H186L185 18L186 19H183V14H185ZM224 12H225V14H227V15H225L224 14ZM237 12V11H236ZM240 12V11H239ZM51 13V14H50ZM68 14L69 16L71 15V14ZM76 13V14H75ZM88 13H90L89 15H88ZM174 13V15H177L178 17H175L174 15H172ZM180 13V14H179ZM199 13V15H197ZM210 13V14H209ZM250 13V12H249ZM255 13H256V15H255ZM78 14V16H80ZM85 14V15H84ZM163 14V15H162ZM181 15V16H179V15ZM201 14V15H200ZM212 14V15H211ZM224 14V20H225V22H222L221 21V19H223V17H222V15ZM237 15L236 16H241L238 12L236 13ZM243 14V13H242ZM33 15H35V16H33ZM88 15V16H87ZM98 15V16H97ZM107 15H108V17H107ZM114 15H117L116 17H118L117 18V20L115 19V16ZM162 15V16H161ZM15 16V17H14ZM28 16V17H27ZM37 16V17H36ZM69 16H66V17H68L69 18ZM77 16V15H76ZM104 16V15H103ZM170 16H172V18L170 17ZM175 18H174V17ZM192 16V17H191ZM198 16V17H197ZM202 16H203V18H202ZM229 16V15H228ZM244 18H242L243 19V22H244V20H246L245 19V16H247V15H242ZM241 16V17H242ZM31 17V18H30ZM42 17V18H41ZM64 18L63 20H65V21H67V19L68 18ZM74 17V16H73ZM90 19H89V18ZM112 17V18H111ZM120 17V18H119ZM170 17V18H169ZM211 17V18H210ZM235 18V15L234 16H230V17H227L228 18V21H230L229 19L231 18V20L233 19V18ZM261 17V18H262ZM72 18V17H71ZM71 18H69V19H71ZM76 18L77 17H74V21H76ZM79 18V17H78ZM98 18V19H97ZM101 18V17H100ZM111 18V19H110ZM161 18V19H160ZM194 18V19H193ZM252 18H254V17H252ZM252 18L250 17V19H251V22H250V24H248V22H247V20L244 22V24L243 25H246V27L248 26V25H252V27L253 28H251L250 26V28H251V30H252V32L253 33H255L254 31L256 30H254V28H257V25L259 24V26H261V24H260V20H261V18H259L260 20H259V22L257 23H255V21L253 20L252 21ZM16 19V20H15ZM38 19H41V20H38ZM42 19H44V20H42ZM89 19V20H88ZM92 19V20H91ZM165 20V23H164V21L163 20ZM202 19H203V21H202ZM255 19V18H254ZM23 20H25V21H23ZM30 20H31V26H30ZM72 20H73V18H72ZM72 20H71V24H75V23H73L72 22ZM160 20H162L163 22H161ZM171 20V24H173L174 22V25L176 24V23H178V24H176V26H175V28L174 27H172L171 26V24H166V22L168 23L169 21ZM192 20V21H191ZM43 21V22H42ZM44 21H45V23H44ZM65 21H64V23H65ZM69 21V20H68ZM88 21V22H87ZM111 21L113 22V23H115V25H113V24H111ZM116 21H117V23H116ZM160 21V22H159ZM173 21V22H172ZM196 21H198V22H196ZM199 21H202V23H200ZM235 21V20H234ZM264 21V20H263ZM33 22V23H32ZM42 22V23H41ZM47 22V23H46ZM80 22V23H81ZM156 22V23H155ZM158 22V23H157ZM181 22H185V25H188V26H184L185 28H183V26H182V24L183 23H181ZM186 22H187V24H186ZM222 22V23H221ZM24 23V24H23ZM69 23V24H70ZM159 23H160V25L162 24V26H160L161 28H162V30L160 29V31H159V29H158V31L157 30H154V29H157V27L156 26H159ZM193 23H194V25H193ZM196 23L197 24H199V25H197L198 27H196ZM228 23V24H229ZM252 23V24H251ZM261 23H263V22H261ZM26 24V25H25ZM40 24H42L43 26H46V24L48 25H50V32H48L49 31V29H48V27L49 26H47L45 29L46 30H48L46 33L44 32V33H41L40 35L42 36V37H40L41 39L42 38H45V37H47V38H45V44H44V42H43V40L42 41H40L39 39H38V37H36V34L34 35V36H32L34 33H36L39 29V31H42L43 29V27H42V25L40 26ZM45 24V25H44ZM63 24V23H62ZM67 24V26L70 28V26H69V24H68V22L66 23ZM78 24V19H77V22H76V25ZM89 24V25H90ZM99 24V25H98ZM118 24H119V26H118ZM154 24H155V26H154ZM157 24V25H156ZM179 24H181L180 26H179ZM202 24V25H201ZM248 24V25H247ZM1 25H3V26H1ZM81 25V26H80ZM88 25V24H87ZM165 25H166V28H165ZM173 25V26H174ZM191 27H190V26ZM253 25H256L255 27L253 26ZM263 25V24H262ZM32 26H33V28H32ZM61 26V25H60ZM92 26H93V24H92ZM103 26H107L106 28L107 29H105V27H103ZM112 27V31L110 30V29H108V28H111ZM116 26H118V27H116ZM163 26H164V28H163ZM169 26V27H168ZM182 26V27H181ZM193 26H195V28L193 27ZM203 26V27H202ZM226 26H229L227 29H229L228 31H227V29H225V27ZM259 26H258V28H259ZM264 26V25H263ZM32 28V33H31V29H29V28ZM42 27V28H41ZM63 27H64V24H63ZM83 27V26H82ZM113 27H116L115 29L113 28ZM149 27H152V28H150V31H152V30H154V31H152V32H150V31H148V28ZM155 27V28H154ZM172 27V28H171ZM179 27V29H180V27L181 28H183L184 30V32L187 30V32H189L191 35H193L192 37H191V39H188L187 38V36H185L186 38H184V36L183 35H188V37H189V35L190 34H188V33H186V34H184V32H183V34L181 35V33H182V31L180 32V33H177V31L176 30H174V29H177ZM245 27V31H247V33L244 31V33L243 34H249L248 33V31L250 32L251 30L248 28V30H246L247 28ZM19 28V29H18ZM35 28H36V30H37V28H38V30L36 31L35 30ZM66 28V27H65ZM102 28H103V30H104V32H103V30H102ZM154 28V29H153ZM168 28V29H167ZM174 28V29H173ZM189 28L191 29V28H193V29H197L196 31L195 30H193V29H191L192 31L190 32V30H189ZM241 30H240V29ZM257 28V29H258ZM29 29V30H28ZM42 29V30H41ZM118 29H120V31H118ZM167 29V30H166ZM170 29H172L173 31H176V33L174 32V34H173V32L171 31L170 32ZM221 29H223V30H221ZM20 30V31H19ZM35 30V31H34ZM45 30V31H46ZM96 30V31H95ZM101 30V31H100ZM107 30H109L110 32H106ZM163 30H164V33L166 34H161L162 32H163ZM166 30V31H165ZM178 30V29H177ZM224 30H226V31H224ZM240 30V31H239ZM38 31V32H39ZM53 32V34H52V32ZM74 31V32H73ZM75 31H77V33H75ZM90 31H92V33L90 32ZM115 31V32H114ZM117 31V32H116ZM122 31V32H121ZM125 31V33H123ZM148 31V32H147ZM179 31V30H178ZM16 32H17V34H16ZM28 32H30V33H28V35H30L32 38L33 37H35V38H37L38 40V43H40L41 45H39V44H36L37 45V47H36V45L35 44H33V43H31V41L33 42V40H34V38H33V40L28 36L27 37V33ZM37 32V33H38ZM70 32L71 33H74V37H76V39L74 38L73 40H71L72 39V34H70ZM100 32V33H99ZM105 32L107 33L105 36H104V34H105ZM147 33V35L149 36V37H147L145 34ZM158 33L157 35H156V33ZM226 34H225V33ZM251 32V33H252ZM20 33V34H19ZM24 33V34H23ZM97 33H99V34H97ZM110 34V36H111V34L113 33V35H112V38L109 36V34ZM145 33V34H144ZM151 33V34H150ZM171 33V34H170ZM193 33V34H192ZM19 34V35H18ZM77 34V35H76ZM122 34H123V36H122ZM144 34V35H143ZM161 34V37L163 36V37H165L166 39H164L163 37V39H164V41H162L163 39H161V37H159L158 35H160ZM222 34H225V37L224 36H222ZM21 35V36H20ZM38 35V34H37ZM44 35V36H43ZM46 35V36H45ZM94 35V36H93ZM151 35L152 36H154V35H156V41H155V38H153V37H151ZM174 35V36H173ZM176 35V36H175ZM231 35V34H230ZM250 35V34H249ZM24 36H26L27 38H29V40H30V43H26V41H25V39L23 38ZM182 36V37H181ZM195 36H196V38H195ZM221 38H220V37ZM243 36V37H242ZM57 37V38H56ZM71 37V38H70ZM110 37V39H108V38ZM117 37H119L120 39H117ZM124 37V38H123ZM139 37V38H138ZM144 37L145 38V40H142V38ZM146 37H147V39H148V41L146 40ZM157 37H159L158 38V40H157ZM176 38V41H175V39H172V38ZM194 37V38H193ZM218 37H219V39H218ZM227 37V38H226ZM231 37V39H228V38H230ZM50 40H49V39ZM56 38V39H55ZM89 38V39H90ZM94 38H92V39H94ZM138 38V39H137ZM143 38V39H144ZM149 38H150V40H149ZM190 38V37H189ZM224 38H226V39H228V40H226V39H224ZM88 39V40H89ZM124 39V40H123ZM141 39V40H140ZM152 39H154V40H152ZM159 39H160V42L161 43H159ZM242 39V40H241ZM245 39V38H244ZM27 40V39H26ZM28 40V41H29ZM36 40V39H35ZM48 40V41H47ZM109 40H111V41H109ZM136 40V41H135ZM138 40H140V41H138ZM175 41L174 42V45H173V42L171 43H169V41ZM196 40V41H195ZM230 40V41H229ZM237 40H240V41H237ZM36 41V42H37ZM40 41V42H39ZM50 41H51V43H50ZM94 41V40H93ZM113 41V42H112ZM117 41V42H116ZM121 41V42H120ZM133 41H135L134 43L137 45V46H134L133 47V45H135L134 43H133ZM142 41H144L143 43H141ZM147 41V44L145 45V42ZM154 41V42H153ZM165 41H166V43H165ZM22 42H23V44H33L35 47H36V49H35V47H34V49L36 50H33V49H29L30 50V52H36V54L35 53H30L29 51H28V46L26 47H24L23 45H22ZM35 42V41H34ZM35 42V43H36ZM131 42H132V44H131ZM141 43V45H139L140 43ZM164 42V43H163ZM44 44V46H43V44ZM77 43H79V46L78 45H76ZM111 43H113V45L115 46V47H113V45L111 44ZM153 43V44H152ZM159 43V44H158ZM163 43V44H162ZM106 44V45H105ZM108 44H109V46H108ZM111 44V45H110ZM130 44V45H129ZM145 46H147V47H144V45ZM148 44L150 45V46H148ZM162 44V46H159L160 47V49H159V47L157 46V45H161ZM167 45V48L165 47L166 45ZM170 44V45H169ZM172 44V45H171ZM13 45H14V48H11V47H13ZM39 45V46H38ZM58 45V46H57ZM80 45H81V47L83 46L84 48H85V51L84 52H86L87 50V52L89 53V51H90V49L91 50H93L94 49V51L96 50V49H98V50H96L95 52L94 51H92V53L94 52V56H95V58H92L89 54L91 53V51H90V53L88 54V53H86V57L81 53V55H83V57L80 55V50H82L83 49V47H82V49H81V47H80ZM91 45V46H90ZM103 45V46H102ZM105 45V46H104ZM117 45V46H116ZM132 45V46H131ZM139 45V46H138ZM158 47V49L159 50H156L157 49V47ZM165 45V46H164ZM76 46H78V47H80V48H78L77 47V51H76ZM89 46H90V48H89ZM107 46H108V48H107ZM110 46H112L113 48H111V50H110ZM128 46V47H127ZM155 46V47H154ZM168 46H170L171 48L168 50ZM173 46V47H172ZM24 47V48H23ZM97 47H99V48H97ZM101 47L102 48H104L103 50H102V53H104L103 51L105 50L106 52V56L108 57L109 56V58H107L106 56H103V58L102 59H104L107 63V66L104 64V62H103V64L106 66V68H103L102 66H101V64H100V69L101 68H103V70H105L106 71V74L104 75V72H102V73H100V76H99V74H95L98 70H95V73H93V75L95 74V76L96 77H98L99 76V84H97V82L96 83H94V85H98V86H94L93 85V83H90V84H88L89 83V81H88V83H86V81H85V83H81V79L79 80L80 82H78V81H75L74 83H73V79H71L72 77H74V74L75 73H79L80 74V72L81 73H85V75L86 74H88L89 73V75H91V73H92V71L90 70H88L89 69V67H90V65H89V61H88V57L87 56H90L89 58V60L91 61L92 59L93 60H95V61H93L94 63H93V65H95V63H96V57L98 58V59H100V57H102V56H100L101 55V52H100V50H101ZM106 47V48H105ZM127 47V48H126ZM129 47L131 48V51H130V49H129ZM137 47H140V48H137ZM144 47V48H143ZM215 47V48H214ZM231 47V48H230ZM234 47V50L232 49ZM31 48H33V46L31 47ZM44 48V49H43ZM53 48V49H52ZM150 48V49H149ZM151 48H153L152 50H151ZM156 48V49H155ZM166 48V49H165ZM209 50H208V49ZM221 48H222V50H221ZM228 48H230L229 50H228ZM26 49V51H24ZM47 49V50H46ZM78 49H80V50H78ZM138 49V50H137ZM139 49H141L140 50V52H139ZM148 49H149V52H148ZM162 49V50H161ZM164 49V50H163ZM225 49V50H224ZM5 50V51H4ZM19 50V51H18ZM31 50H33V51H31ZM49 50V51H48ZM57 50V51H56ZM110 50V51H109ZM114 52H113V51ZM133 50V51H132ZM136 50V51H135ZM144 50V51H143ZM156 50V51H155ZM166 50V51H165ZM167 50H168V52H167ZM150 51H155V52H150ZM157 51H159V53L157 52ZM163 51V52H162ZM196 51V52H195ZM198 51V52H197ZM222 51H224L225 52V54H224V52L222 53ZM18 52V53H17ZM28 52V53H27ZM82 52V51H81ZM98 52H100V53H98ZM112 52V54H110ZM129 54H128V53ZM144 52H146V53H144ZM221 52V53H220ZM231 52V53H232ZM32 55H30V54ZM64 53V54H63ZM79 53V54H78ZM135 53V54H134ZM137 53H138V55H137ZM141 53V54H140ZM143 53H144V55H143ZM150 53V54H149ZM154 53V54H153ZM155 53H156V57H155ZM162 53H165L163 56L164 57H161L160 56V54L162 55ZM171 53V54H170ZM228 53H230V52H228ZM15 54H17V56L18 57H16V55ZM39 54V55H38ZM49 54H50V58H48L49 57ZM60 54V55H59ZM88 54V55H87ZM100 54V55H99ZM104 54H102V55H104ZM108 54H110V55H108ZM140 54V55H139ZM145 54H146V56L147 55H151V54H153V55H151L150 57L151 58H149L148 56L146 57L145 56ZM206 54V55H205ZM220 54V55H219ZM223 54V55H222ZM3 55V56H2ZM122 55H124V56H122ZM125 55L127 56V57H129V58H127V57H125ZM129 55V56H128ZM142 55H143V57H142ZM13 56H15L16 58H14L13 59ZM48 56V57H47ZM92 56H93V54H92ZM93 56V57H94ZM133 58L134 56V60H136V58H138L136 61H139L140 63H138V65L140 64V66H141V68H140V66H138L137 65V63L136 62H134V60L131 58V57ZM137 56V57H136ZM226 56V57H225ZM235 56V55H234ZM237 56V57H236ZM236 58H238V55L236 54ZM11 57V58H10ZM25 57H26V59H25ZM67 57V58H66ZM87 59L86 61H88L89 63L87 64L86 63V61H85V58ZM144 57H146L145 59H142V58H144ZM157 58V59H154V58ZM2 58V59H1ZM43 60H42V59ZM92 58V59H91ZM127 60H126V59ZM132 60H131V59ZM153 58V59H152ZM159 58H161V59H159ZM194 58V59H193ZM206 58V59H205ZM220 58V59H219ZM227 58V59H226ZM235 58V59H236ZM101 59V60H102ZM108 61H107V60ZM141 59H142V61H141ZM149 59V62H147V64H146V66H144L145 65V62L147 61ZM171 59V60H170ZM205 59V60H204ZM234 59V58H233ZM26 60V61H25ZM29 60V61H28ZM37 60V61H36ZM65 60V61H64ZM67 60V61H66ZM100 60V61H101ZM153 60H156V62L155 61H153ZM158 60H159V62L160 61H162L163 62V60H164V63H163V65H162V63H160L159 64V62H158ZM169 60V61H168ZM218 60V61H217ZM220 60V61H219ZM7 61V62H6ZM40 61V62H39ZM57 61V62H56ZM60 61H61V63L63 64H60ZM100 61H98L97 60V62H100ZM103 61V60H102ZM130 61V62H129ZM133 61V62H132ZM151 61L154 63V65L156 66V63H158L157 65V67H154V68H156V70H154V69H152V71H150L151 70V68H152V63H151ZM200 61V62H199ZM224 61V62H223ZM233 61V60H232ZM4 62H6V63H4ZM26 62V63H25ZM30 62V63H29ZM169 62V63H168ZM194 62V63H193ZM219 62H223L222 64V67H221V64L219 63ZM225 62H226V64H225ZM42 63V64H41ZM70 65H69V64ZM127 63V64H126ZM135 63V64H134ZM143 63H144V65H143ZM171 63V64H170ZM232 63V62H231ZM5 64V65H4ZM27 66L28 67V69H26V67L24 66ZM40 64V65H39ZM60 64V65H59ZM68 64V65H67ZM91 64V63H90ZM97 64V63H96ZM98 64V65H99ZM129 64V66H127ZM132 64V65H131ZM134 64V65H133ZM151 64V65H150ZM15 65H18V67L20 68V70L21 69H23V70H18V67L16 66L15 67ZM97 65V66H98ZM138 67H137V66ZM162 65V66H161ZM192 65V66H191ZM220 65V66H219ZM229 65V64H228ZM231 65V64H230ZM6 66V67H7ZM23 66V67H22ZM34 66V68L32 69V67ZM47 66V67H46ZM97 66L96 67H94V69L95 68H97ZM120 66H122L121 68H120ZM142 66H144L145 67V70H144V72H143V69H144V67H142ZM148 66H150L151 68H149L148 69ZM160 66H161V68H160ZM193 66H194V68H193ZM203 66H204V68L206 69V71H205V69L203 68ZM22 67V68H21ZM25 67V68H24ZM49 67V68H48ZM134 67V68H133ZM200 67H202L204 70H202V68H200ZM228 67V66H227ZM32 70H31V69ZM53 68V69H52ZM92 68V67H91ZM90 68V69H91ZM123 68V69H122ZM139 68H140V71H138L139 70ZM218 68V69H219ZM12 69H11V71H12ZM13 69V70H14ZM30 69V70H29ZM42 69V70H41ZM70 69H71V71H74V72H71L70 71ZM79 69V70H78ZM84 71V72H82V70ZM122 69V70H121ZM135 70L134 72L132 71V70ZM138 69V70H137ZM197 69V71H195ZM199 69V70H198ZM200 69H201V71H200ZM28 70V71H27ZM34 70V71H33ZM52 70H54V71H52ZM87 70H88V73H87ZM92 70H93V68H92ZM113 70H114V72H113ZM184 70H186L188 73H189V75L187 74H185L186 73V71L184 72ZM22 71H24V73L22 72ZM26 71V72H25ZM31 71H32V73H31ZM37 71V72H36ZM57 71H58V73H57ZM61 71V74L59 73ZM99 71H101V70H99ZM109 71V72H108ZM119 71V73L117 74V72ZM150 71V72H149ZM194 71L195 72H197V73H194ZM201 73H200V72ZM22 72V73H21ZM31 73V75H33V78L31 77V75L29 74V73ZM34 72V73H33ZM49 72V73H48ZM63 72V73H62ZM73 74L72 76H70V74L71 73ZM94 72V71H93ZM108 72V73H107ZM113 72V73H112ZM145 72H146V74H145ZM152 72V73H151ZM18 73H20V74H18ZM47 73V74H46ZM53 73V74H52ZM65 73V74H64ZM70 73V74H69ZM129 73V74H128ZM165 73V74H164ZM4 74L2 73H0V75H1V77L2 76H4ZM38 74V75H37ZM43 74H45V75H43ZM55 74H57L56 76H55ZM79 74H77V77H78V75ZM134 74V75H133ZM136 74H138V78H137V75ZM197 75V76H193V75ZM29 75V76H28ZM34 75H35V77H34ZM76 75V74H75ZM80 75H82V74H80ZM117 75V76H116ZM118 75L120 76V77H118ZM148 75H150V76H148ZM168 76V78H167V76ZM9 76L11 77V78H13V77H15L14 79H11V78H9ZM43 76V77H42ZM63 76H66L65 77V79H64V81H63ZM83 76H84V74H83ZM92 76V75H91ZM90 76V79H92V77ZM94 76V77H95ZM110 76V79L108 78ZM135 76H136V78H135ZM140 76V77H139ZM157 76V77H156ZM192 76H193V78H192ZM9 79H8V78ZM24 77H26V79H27V81L28 82H26V79L24 80ZM28 77V78H27ZM47 77V78H46ZM50 77H52V79L50 78ZM103 77H104V79H103ZM112 77H114V80L115 79H119V82L121 83H119L118 81H113L115 84H113V85H109L111 82H110V80L111 79H113ZM30 78H32V79H30ZM36 80H35V79ZM38 78V79H37ZM44 78V79H43ZM88 78V77H87ZM86 78V79H87ZM134 78H135V81L134 82H132L133 80H134ZM140 78V79H139ZM165 78V79H164ZM7 79H8V81H7ZM11 79V80H10ZM59 79H61V80H59ZM66 79H67V84L65 83V81H66ZM75 79H76V77H75ZM85 79V77H84V80H86ZM120 79H122V81L120 80ZM129 79H132V81L131 80H129ZM145 79V78H144ZM143 79V80H144ZM200 79V78H199ZM199 79H197V80H199ZM202 79V78H201ZM201 79L199 80V81H201ZM11 82H10V81ZM14 80V81H13ZM18 80H21V82H19ZM73 80V81H72ZM78 80V79H77ZM98 80V79H97ZM96 80V81H97ZM109 80V81H108ZM136 80H138V81H136ZM141 80V81H140ZM146 80V79H145ZM157 80V81H156ZM158 80H159V82H158ZM160 80H164L163 82L161 81L160 82ZM220 80V79H219ZM229 80V79H228ZM25 81V82H24ZM48 81V82H47ZM59 81H61V83H63L62 85H63V88L62 87H60V85H61V83L59 82ZM95 81V80H94ZM132 82L131 83V85L129 84V82ZM221 81L223 82H220L219 81V86H221V87H224L223 88V90L221 91L223 94H224V92H225V90L226 89H228V90H226V92L228 91L229 93H231L232 95H233V93H234V95L236 96V94H241V92H239L238 91V89H236V88H234V83L232 82V80H231V83H228V82H230V81H227V78H226V80L225 79H221ZM226 81H227V83H226ZM9 82V83H8ZM16 82V83H15ZM18 82V83H17ZM45 82V83H44ZM76 82H78L79 84L81 83V85H84V88L83 89H81L80 88V90H81V92L79 91V89L77 88V86L79 85V84H77ZM84 82V81H83ZM90 82H93V79L90 81ZM107 82H110V83H107ZM112 82V83H113ZM144 82V81H143ZM12 83H14V86H13V84ZM127 83L130 85V86H128L127 85ZM138 83V84H137ZM145 83L143 84V85H145ZM151 83V84H152ZM160 83V84H159ZM195 83V84H194ZM17 84H21V85H17ZM33 84V83H32ZM43 84H45V85H43ZM76 84H77V86H76ZM89 86H88V85ZM101 84V85H100ZM106 84V85H105ZM109 86H108V85ZM132 84H134V85H132ZM137 84V85H136ZM157 84V85H156ZM12 85V86H11ZM33 85V87H34V89H35V86ZM81 85H80V87H81ZM117 85V86H116ZM122 85H124L123 86V89L121 88L122 87ZM136 85V86H135ZM140 85H142L141 83H140ZM165 84H164V86H166ZM226 85V86H225ZM27 86V87H28ZM58 86V87H57ZM65 86V87H64ZM93 86L95 87V88H93ZM112 86H116L117 88L119 87V86H121L120 87V89H118L119 91H120V95H118L119 93H117L116 94V91H117V88H116V90H115V88L113 89V87ZM164 86H162V88H165ZM232 86H233V88L234 89H232ZM0 87H1V85H0ZM17 87V88H16ZM19 87V88H18ZM31 87V86H30ZM110 87V88H109ZM130 87V88H129ZM151 87V88H150ZM4 88V89H3ZM5 88V85L1 88L2 90H7ZM13 88H15L14 90H13ZM61 88V89H60ZM85 88H87V89H85ZM104 88V89H103ZM109 90H108V89ZM159 88H161V87H159ZM161 88V89H162ZM58 89H59V91H58ZM63 89H65V90H63ZM68 91H67V90ZM95 89V90H94ZM102 89V90H101ZM106 89V90H105ZM115 90V94L113 93V90ZM233 90V91H231L230 92V90ZM236 89V90H235ZM24 90V89H23ZM24 90V91H25ZM36 90V89H35ZM41 90H36L37 92H39V91H41ZM63 91V92H60V91ZM97 90H98V92H97ZM163 90V89H162ZM168 90H170V89H168ZM8 91V90H7ZM6 91V92H7ZM10 91V90H9ZM83 91V92H82ZM124 91H126V93L124 94ZM164 91V90H163ZM224 91V92H223ZM237 91V92H236ZM18 92V93H19ZM95 92H97L96 93V97L94 98V96H95ZM156 92V93H155ZM160 92H161V90H160ZM228 92H227V94H228ZM233 92V93H232ZM18 93H17V95H18ZM34 93H35V91H34ZM40 93V92H39ZM47 93V94H46ZM56 93H58V95L56 94ZM112 93L114 94V95H112ZM158 93V94H157ZM163 93H165V91L163 92ZM33 94V93H32ZM38 94V93H37ZM52 94V95H51ZM121 94H123V95H121ZM172 94V95H173ZM184 94V95H185ZM230 94V95H231ZM14 95V96H13ZM16 95V96H17ZM34 95V94H33ZM36 95V94H35ZM48 96V98L46 97V96ZM76 95V96H75ZM132 95H133V97L135 96V98L133 99V97H132ZM169 95V94H168ZM175 95V94H174ZM178 96L180 95L179 93L177 94ZM224 95H226V94H224ZM229 95V94H228ZM228 95H226V96H228ZM231 95V96H232ZM9 96V97H8ZM19 96V95H18ZM39 96V95H38ZM42 96V95H41ZM52 96H53V98H52ZM57 96H60V98L59 97H57ZM75 96V97H74ZM90 96H92L91 98H90ZM101 98H100V97ZM118 96L120 97V96H122V97H120V98H118ZM125 96H126V98L127 97H129L128 98V100L125 98ZM171 96V94L168 96V97H170ZM176 96V95H175ZM175 96H172V97H175ZM107 97H109L108 99H107ZM171 97V98H172ZM232 97H234V96H232ZM242 97V98H241ZM241 97H240V95H239V98H240V100H241V102L242 101H244V102H242V103H240L241 105H245V102H249V103H247V106L248 107H250V108H248L247 109V113H248V121L250 120V119H252L253 120V118H252V116L254 115V117L256 116L257 118H258V120H260V121H256V123H258L259 125L258 126H256V127H258V131H257V133L256 134H258L260 137H259V139L261 140V143H262V146L264 147V144H263V142H264V117H261V116H259V114L257 115L256 113H255V110H254V107H255V105L254 104H252L253 102L252 101H250V100H252V99H250L249 100V97H251V96H248V98H247V96H245V95H242L241 94ZM244 97H246V98H244ZM43 97H41V99H39V100H44V99H42ZM50 98V99H49ZM52 98V99H51ZM76 99V100H78V101H73V99ZM130 98H132L131 100H130ZM138 98H140V97H138ZM165 98V99H166ZM235 98V99H234ZM234 98H232L231 99V97H230V99L231 100H234V101H232V102H234L235 104H238V103H236L235 101H236V97H234ZM237 98H238V96H237ZM10 99V100H9ZM56 99V100H55ZM160 99H161V101H160ZM164 99V100H165ZM243 99V100H242ZM246 101H245V100ZM9 100V101H8ZM16 100V101H15ZM44 100V101H45ZM102 100V99H101ZM123 100V101H122ZM127 100V101H126ZM238 100V99H237ZM239 100V101H240ZM27 101V102H26ZM41 101V102H42ZM73 101V102H72ZM90 101V103L92 104V106L91 105H88L87 106V103ZM161 103H160V102ZM24 102H26V104H27V107H26V105H25V103ZM126 102H128V104L126 103ZM159 102V103H158ZM24 103V104H23ZM89 103V104H90ZM34 104V105H33ZM240 104L238 105V106H240ZM250 104H252V105H249ZM12 105V106H11ZM14 105V106H13ZM25 106V109H24V106ZM71 105V106H70ZM131 105V104H130ZM3 106V107H4ZM88 108H87V107ZM91 106V107H90ZM235 106V105H234ZM13 107V108H12ZM30 107H31V110H30ZM53 107V108H52ZM94 107V106H93ZM162 107V108H161ZM164 107V108H163ZM244 107V106H243ZM242 106H240L239 108H241V109H239V110H241L240 112H243V108ZM246 107V106H245ZM253 107V108H252ZM8 108H11V111H13V112H15L14 114H15V117L13 116V113H11L10 111H9V113H11L12 114V116L13 117H10L9 118V120H8V117H7V119L5 118L7 115V113H8ZM26 108H28L27 110H26ZM48 108V109H47ZM69 108H70V111H69ZM247 108V107H246ZM22 109V110H21ZM50 109V110H49ZM54 109H55V111H54ZM59 109H61V111H62V115H61V113L60 112H58V111H60ZM63 109H65V110H63ZM67 109V110H66ZM250 109V110H249ZM10 110V109H9ZM26 110V111H25ZM39 110V111H38ZM254 112H253V111ZM40 111H41V113H40ZM57 111V112H56ZM69 111V112H68ZM94 111V112H93ZM165 111H167V110H165ZM246 111V109H244V112ZM249 111L250 112H252V113H254V114H252V116L250 115V113H249ZM37 112H39V113H37ZM67 112V113H66ZM243 112V113H244ZM8 113V114H9ZM23 113V114H22ZM37 113V114H36ZM57 113V114H56ZM66 113V114H65ZM69 113V114H68ZM71 113V114H70ZM73 113V114H72ZM96 113V112H95ZM237 113H238V110H237ZM243 113H240L241 115L243 114ZM4 114L6 115V116H4ZM51 114H53V117H54V115H55V118H53V119H55L54 121H53V123L54 124H56V125H58V127H56L55 128V125H54V127H50V129H52V131H51V133L49 134L48 132V130H47V132H46V129L44 130V131H42V133L44 132V134L45 133H48L47 135L48 136H46V135H44L43 136V134H42V136L43 137H41L40 135H41V130L39 131V133H40V135H37L38 134V130L39 129H41V127L43 126L42 124H44V122L47 120V119H42L43 117H45V118H48L49 116L52 118V116H51ZM88 114V115H87ZM44 115V116H43ZM47 115H49V116H47ZM56 115H61V116H58V117H60V123H59V121L57 120V116ZM64 115V116H63ZM66 115V116H65ZM240 115V116H241ZM245 115H246V112H245ZM4 116V117H3ZM11 116V115H10ZM41 116V117H40ZM43 116V117H42ZM50 117L48 118V123H52L51 121V119H50ZM64 117V118H63ZM73 117H75V119L73 118ZM255 117V118H256ZM63 118V119H62ZM30 119H35L36 121H32L31 123H30V121L29 120ZM49 119L51 120L50 122H49ZM66 119H65V121H66ZM245 119L247 120V116L245 117ZM5 120H8V124L5 122ZM26 120V121H25ZM27 120H28V122H27ZM77 120V121H76ZM252 120H250L251 121V123L253 124L254 122V120L252 121ZM255 120H257V119H255ZM4 121V122H3ZM11 121H13V120H11ZM10 121V124L11 123H15L14 121L13 122H11ZM25 121V122H24ZM63 121V122H62ZM66 121V122H67ZM17 122V121H16ZM47 122V121H46ZM45 122V123H46ZM69 122H70V124H69ZM72 122V123H71ZM76 122V123H75ZM6 123V124H5ZM21 123H23V124H21ZM25 123V124H24ZM41 123V124H40ZM52 123V124H53ZM59 123V124H58ZM77 124V125H76ZM12 125V127H10L9 126V129H12V128H15L14 126H13V124H11ZM14 125H16V124H14ZM51 124H49V126H50ZM66 125H67V123H66ZM254 125V124H253ZM255 125H257V124H255ZM17 126V127H18ZM32 126V125H31ZM62 126V125H61ZM60 126V127H61ZM3 127V126H2ZM2 127H1V129H2ZM40 127V128H39ZM70 127H72L71 125H70ZM69 127V128H70ZM165 127V126H164ZM261 127V128H260ZM31 128V127H30ZM39 128V129H38ZM56 129V131H54L55 129ZM73 128V129H74ZM166 129V128H165ZM58 130V131H57ZM11 131V130H10ZM56 132V133H55ZM22 134V133H21ZM52 134V138L50 139L49 137H50V135ZM263 135V136H262ZM29 137H27V141H25V143L27 142V145H30L29 143H28V139H29ZM34 137V138H33ZM23 139V138H22ZM24 139H26V138H24ZM23 139V140H24ZM29 139V140H30ZM22 140V141H23ZM35 140V141H34ZM65 140V141H64ZM24 142V141H23ZM44 142H43V144H44ZM34 143V144H33ZM89 142L85 139V138H82V139H80V140H78V142H77V144H76V146H74V145H70L71 146V149H72V146H74L73 148H76V149H78V151H80L81 153H83V154H87V155H96V153H95V151H94V148L92 147V144L90 143V144H88ZM66 144H68L69 145V143L68 142H66ZM45 145V144H44ZM30 146V147H31ZM31 147V148H32ZM45 147H47V146H45ZM68 147V146H67ZM67 147H65L64 148V150H66V148ZM87 148L88 150H85V151H83L82 152V150H83V148ZM32 148V149H33ZM38 148H40V150L39 151H37L38 150ZM49 148H47V149H49ZM70 148V147H69ZM264 149V148H263ZM45 150V149H44ZM51 150H50V152H51ZM70 150V149H69ZM48 151V150H47ZM68 151V150H67ZM65 152V151H64ZM70 152L71 151H69L68 153L70 154ZM62 153V152H61ZM60 153V154H61ZM68 153L66 154V153H64V154H66V155H61L60 156V154L59 155H56V157L54 156V155H52V157H51V153H49V157L51 158V161H53L54 159V161H53V163L54 162H59V164H57V163H54V164H52V162L51 161H49V162H51V164L53 165L52 167H51V165H50V163H49V166L47 167L48 168V171H46V172H44L46 175L44 176L45 177V180L43 179V178H41V177H38V178H41L42 180H44L43 181V183L46 181L47 183H44V185H42V187H44V190H41L42 188H40V189H38L39 187H41L40 185H39V187L38 188H36L35 189V193H37L36 191H38V190H40V194L39 195H34V193L32 194V191L34 192V185H36V183L34 184V182L32 181V179L34 180V179H36L35 177H31L30 175H32V174H27L26 172V174L28 175V178L30 179V177H31V180H30V182L31 183H33L34 185H32V186H34L33 187V189H32V191L31 190H29V183L26 185V183H25V181L23 182H21V183H25V185L24 186H27L28 187V190H29V193L31 194V195H33L34 196V198H36L35 196H37V198H36V200H37V202H39L38 201V199L40 198V196L42 195V194H45L46 195V197H45V195H44V197H43V195L41 196V198L43 197L44 199H42V200H40V202H39V207L42 205V206H44L43 204H46L47 202H49L50 201V197H49V193H46L45 191H49V192H51L50 190H47V189H49L48 187L50 186L49 185V178L51 179V177L53 176L52 175V173L55 171V172H59L60 171V168L62 169V168H65L63 171H61V172H59V173H56V174H58V176H54L53 177V179H55V180H62V179H64V178H66L67 176H71L72 174L73 175H76V173H77V167H79V165L76 167H72L71 169H70V167L68 166V168H69V170L66 172V166H65V163L66 162H68V157L70 156V155H68ZM44 155V154H43ZM262 156L264 155V152L261 154ZM57 156H58V158H57ZM261 156V157H262ZM0 157L2 158L3 157V155H1L0 154ZM35 158L34 159V161L32 160V158ZM54 157V158H53ZM96 157H98L97 155L94 157V159H93V157H91V161H96ZM264 157V156H263ZM0 158V159H1ZM43 158V157H42ZM3 160V161H2ZM1 160V162H4V159H2ZM32 160V161H31ZM48 161H46L47 163H48ZM264 161V160H263ZM25 162L23 163V164H25ZM1 164V163H0ZM61 164V165H60ZM263 164V163H262ZM264 165V164H263ZM23 166H22V169L20 168V167H16L17 169L16 170H18V168L20 169V173H18V172H16V173H18V174H22V173H24V169H25V167H24V169H23ZM56 166V167H55ZM64 166V167H63ZM28 168V169H29ZM264 168V167H263ZM12 170V169H11ZM14 170V169H13ZM15 170V171H16ZM27 170V169H26ZM43 170V169H42ZM37 171V170H35L34 172H36L37 174H38V172H42V174H43V171L44 170H46V169H44L43 171ZM52 170V173L51 172H49V171H51ZM72 170V171H71ZM264 170V169H263ZM19 171V170H18ZM70 171V172H69ZM240 171V170H239ZM241 171H244L243 169L241 170ZM12 172V171H11ZM10 172V173H11ZM31 172H33V170L31 171V169H30V173ZM33 172V173H34ZM55 172L53 173V174H55ZM245 172V171H244ZM0 173H3V172H0ZM10 173H8V174H10ZM14 173V174H13ZM24 173V174H25ZM61 173V174H60ZM67 174V175H63L62 176V174ZM4 174V173H3ZM12 174H13V180H14V183L12 184L11 183V181L9 182V184H8V182L7 181H9V179H8V177L12 180V175L10 176V175H4V176H6L7 177V181H4L5 180V177L4 178H1V177H3V175L2 176H0V179L2 180V181H4L5 183H7V185L8 186H6V184L4 183V185L6 186V188H8L9 187V185H10V183H11V185L10 186H14V188L12 189V187H10L11 188V190H12V193H13V190H15L16 192L14 193L15 195H17V194H20V193H22L21 195H23L22 196V198H20V196L19 197H17V199L19 200V199H25V201L24 200H22V201H19V203L21 202H26V200H30L31 202H32V204H30L31 202L29 201V203L28 202H26V205H27V203L29 204V205H32L31 207H33V206H35L36 204H34V201H36V200H34L33 198H31V199H29L30 197H31V195L27 192L28 190H27V187L25 188V187H23V184L22 185H20V187H18V188H20V190L17 188V186H19V185H15V181H17L18 183H20L18 180L21 178L20 176H17V174H16V176L19 178V179H16L15 178V172H12ZM25 174V175H26ZM37 174H33V175H37ZM41 173H39L38 175L39 176H41L42 175ZM59 174H60V178H59ZM261 174H263V173H261ZM23 175V174H22ZM30 176V177H29ZM263 176V175H262ZM26 177V176H25ZM43 177V176H42ZM58 177V179H56ZM16 180H15V179ZM22 178H24L23 176H22ZM27 177H26V179H28ZM25 179V178H24ZM41 179H38L40 182L42 181ZM0 180V183L2 182ZM13 180H12V182H13ZM22 180V179H21ZM52 180V179H51ZM263 180H264V176H263ZM35 181V180H34ZM38 181V182H39ZM27 182H28V180H27ZM35 182H37V181H35ZM38 182H37V184H38ZM39 182V183H40ZM54 181L52 180V182H50V184L52 183V186L50 187V189L51 188H56V186H54V184L57 182H54ZM3 183V182H2ZM17 184V183H16ZM40 184H42V183H40ZM31 185V184H30ZM1 186H3V185H1ZM5 186H4V188H5ZM16 186V187H15ZM25 189V191H23V192H21V190H24V189H21L22 187ZM36 186H38V185H36ZM54 186V187H53ZM15 188H17V189H15ZM32 188V187H31ZM30 188V189H31ZM38 189V190H37ZM56 189H58V188H56ZM256 189H258V190H260V191H258V190H256ZM256 189H254L253 188V192L252 191H250L249 193H250V195L249 196H251V197H255V198H257V199H255V198H253L254 200H257V201H255L254 202V200H252L250 197H247V198H249V199H251L252 201H251V203L250 204H252L253 206H255V204L256 203H258V201H259V199L262 201V202H260L259 201V203H264V199L262 200V198H263V196H264V181H263V186H260V183L258 184V185H256ZM8 190V189H7ZM27 190V191H26ZM59 190V189H58ZM261 190L263 191L262 193H261ZM3 191V190H2ZM20 191V193H18V192ZM31 191V192H30ZM256 191H257V193H258V196H256L257 195V193H256ZM25 192H27L29 195H30V197H29V195L27 194V197H29L28 199H27V197H26V195H24V193ZM225 192V191H224ZM223 192V193H224ZM12 193H11V191H6V189H4V193L2 192V194L4 195V196H7L6 198H3V199H5L6 201L10 198V200H11V197H13V195H12ZM17 193V194H16ZM38 193H39V191H38ZM256 194V195H255ZM8 195H10V196H8ZM18 196V195H17ZM24 196H25V198H24ZM32 196V197H33ZM38 196H39V198H38ZM262 196V197H261ZM47 197H49L48 199H47ZM2 199V200H3ZM15 199V200H14ZM17 199H16V196H14L13 197V200H14V202H17ZM45 199H47V201L45 200ZM52 199H54V198H52ZM56 199V198H55ZM5 200H3V203L5 204L6 203V201ZM10 200L9 201H7V203L5 204V205H14V204H16V203H14V202H11L10 203ZM13 200H11V201H13ZM32 200H34V201H32ZM49 200V201H48ZM56 202H58L56 205H58L57 207H62V210H60V208L58 209L59 211H64L63 210V208L65 207V208H67V209H69V210H67L68 212H65L66 214L67 213H69L70 212V216L69 217H72V215H74V214H72V213H76L77 212V209H75V208H72V206L70 207V208H68V206L69 205H71L70 203V201H68V200H66V199H64V198H57V200H55ZM249 201V200H248ZM46 202V203H45ZM52 202H54V200L52 201ZM250 202V201H249ZM18 204V202H17V204L19 205V206H17V204L16 205H14L15 206V209L17 210H13V211H16V213L14 212H12V214L13 215H17L18 213H19V215H21V212L22 211H24V213H25V210H26V208H29L30 210H32V213H28V214H30L29 215V218L30 217H32L31 215L33 214V217H34V215L37 213V211L38 212H40V211H42L41 213H42V217H44V219L47 217V215H49L48 213H51V212H48V209L47 210H45V208H47L49 205H46V206H44V207H42V210H40L41 209V207H40V209H38L36 212H33V210L35 211L37 208H39L38 206H36L37 208H35L34 207V209H31L30 207H27L25 204H23V205H25V206H23V207H25V208H22V204ZM50 203V202H49ZM7 205V206H8ZM12 205V206H13ZM54 206H55V204H53ZM259 205V204H258ZM13 206V207H14ZM16 206L18 207V208H16ZM21 206V207H20ZM51 206H52V203H51ZM50 207V206H49ZM56 207V206H55ZM55 207H54V210L55 211H53V213H55V215L57 214V219L59 220V218H60V216L62 215V217L64 216V221H66V222H64V223H62V220H63V218H62V220H61V218H60V222H61V224L59 223V221H57L56 220V223H57V225H55V226H53V223H52V219H54V218H52L51 216V221H50V219H48V218H50L49 216L46 218V219H48V220H43L42 221V217L40 216V214H39V216H40V218H41V220L40 219H38L39 221H41V222H43V223H40L39 221V224H40V226H43L45 223H48V221H49V223L47 224L48 225V227H50V228H47L46 229V231H47V233H45L47 236L49 235V231H48V229H50L51 231H50V233H52V234H50L52 237H53V239H55V237H56V235H57V238H59V234H60V232H63L64 230H68L67 228L69 227L70 228V230H68V233H65V231L62 233V235H63V237H64V235L65 236H67L68 237V239L65 237V238H62V239H66V245H64L65 244V242L64 241H62V242H64V244L62 243V245L63 246H60L61 244V241H60V243L58 242L59 241V239H57L56 238V240H57V243L56 242H54V243H56L57 245H55V247H57V249H58V247L60 248V249H65V251H66V248H67V245L68 246H70L71 245V247H72V245H74L75 243H79L80 241H81V239L80 238H82V241H84V240H87L88 241V239H92L93 237L92 236H94V235H96L97 237H98V234L100 233L101 235L100 236H106L107 234L106 233H101L100 231H98L97 233L94 231L95 229H94V227H93V225H94V223H93V221L92 220H90V217H88L89 219V222H87V225L85 224V220H81V219H78V217L77 216H79V215H77L78 214V212H77V214H75V219H72V218H74V216L71 218V220H72V222L74 221V220H76V224H75V226L73 225L74 223H75V221H74V223H72L71 222V224L69 223L70 222V218L66 215V214H61L60 215V213L61 212H59L58 210L56 211V209H55ZM22 208V210H20V212H19V209H21ZM64 208V209H65ZM24 209V210H23ZM72 209H74V210H72ZM29 210V211H30ZM52 211L53 210V208L51 209V207H50V209H49V211ZM11 211V210H10ZM27 211V210H26ZM66 211V210H65ZM23 212H22V214H24ZM9 214H11V213H9ZM9 214H8V217L7 218H9V221H8V223L10 222L11 224L10 225H12V227L13 226H15L16 225V223H18L17 225H19V227H18V229L20 230V231H24L25 232V230L26 229H24V228H27L28 229V227H29V225L31 224L32 225V223L30 222V224L28 225L27 223L29 222L28 220H30V219H28V218H26V216H23V215H21L20 217H22L23 216V218L25 217L26 219H23V218H20L18 215H17V219H14V221H13V223L11 222V219H13L14 218V216L13 215H10V216H13V218H11V217H9ZM26 214V213H25ZM72 214V215H71ZM51 215V214H50ZM69 215V214H68ZM77 215V216H76ZM36 216V215H35ZM54 216V215H53ZM68 218H67V217ZM81 216V215H80ZM84 216V217H83ZM82 217L85 219H87V216L85 217V215H83ZM19 217V218H18ZM81 217V218H82ZM11 218V219H10ZM16 218V217H15ZM80 218V217H79ZM5 220V218H2V221H4ZM28 219V220H27ZM31 219H33V218H31ZM37 219H35V217H34V219H33V223H34V226H36V227H34V226H32V227H34L33 229H35V230H32V229H30V230H32L33 232H37L38 230H40L41 228H39L40 226H39V224H38V226H37V223H35V221L34 220H36V222H37ZM67 219L69 220L68 222H67ZM78 219V220H77ZM23 220L25 221L26 220V222H24V223H22L23 222ZM6 221V220H5ZM17 221V222H16ZM31 221V220H30ZM85 221V222H84ZM16 222V223H15ZM20 222H21V224H20ZM45 222V223H44ZM54 222V221H53ZM77 222H79V223H77ZM82 222H83V224H82ZM3 223V222H2ZM6 223H7V221H6ZM6 223L4 222V225H6ZM66 223H69L70 225H67ZM80 223H81V226H80ZM93 223V225L91 226V224ZM49 224H50V226H49ZM80 226V230H81V232L79 231V227L77 228V226L78 225ZM17 225H16V227H17ZM47 225H44V226H47ZM77 225V226H76ZM43 226V227H44ZM74 226V227H76L77 228V230H78V232L82 235H79V238L77 237L78 236V234H77V236L75 237L76 239L78 238V239H80L78 242H77V240L76 239H74V237H72L74 240H76V242L74 243V242H72V241H70V239H69V237L70 236H72V231H71V229H73L72 227ZM9 227V226H8ZM31 227V226H30ZM43 227H42V229H43ZM54 227V228H53ZM62 229H61V228ZM91 227H93V228H91ZM64 228H66V229H64ZM55 230V232H56V235H55V232L53 231V230ZM91 229L93 230V231H91ZM30 230H29V232L28 233H30ZM43 230H45V227H44V229ZM57 230H58V232H59V234H58V232H57ZM87 230L88 231H90V233L89 232H87ZM31 231V232H32ZM74 231H76V229L74 228ZM84 231V232H83ZM67 232V231H66ZM77 231L76 232H73L74 234L75 233H78ZM96 233V234H95ZM24 234H27V231H26V233H24ZM83 234H89L88 236H86V239H85V235H83ZM94 234V235H93ZM55 235V236H54ZM61 235V234H60ZM61 235V236H62ZM69 235V236H68ZM76 235V234H75ZM74 235V236H75ZM61 236H60V238H61ZM96 236H94L95 238H97ZM99 236V237H100ZM51 237V238H52ZM107 237H109L108 235H107ZM88 238V239H87ZM102 238V237H101ZM100 238V239H101ZM110 238V237H109ZM108 238V239H109ZM61 239V240H62ZM72 239V240H73ZM98 240H99V238H97ZM97 239H95V241L93 242V240H91L90 242H93L92 243V245L90 246L89 244V246L91 247V250H88L89 252H93V249H94V251H95V247L96 246H93V245H96V241L98 242V240ZM108 239H106V241H103V240H105V239H101V240H99V242L101 243L102 242V244L104 243H106L108 246H109V244H110V242H109V244H108ZM68 240V241H67ZM55 241V240H54ZM70 241V242H69ZM81 241V242H82ZM110 241V240H109ZM72 242V243H71ZM80 242V243H81ZM98 242V243H99ZM79 243V244H80ZM84 243H86V241H84V242H82L81 243V245L83 244V248L82 247H80V248H82V250H86V251H83V253L81 252L82 250L81 249H75L76 251H77V253H82V255L84 254V252H86V254H84V256H82V258L83 259H80V260H78V262L80 261L81 262V264H85V263H88L91 259H92V257L96 254V252H93L92 254V257H91V255L89 256V254H91V253H89L88 254V251H87V249L88 248H90L89 246H88V248L86 247V246H84ZM87 243H89V242H87ZM95 243V244H94ZM32 244V243H31ZM31 244H28L27 245V247H29L28 249L30 250V251H33V253H34V251H35V248H33L32 246H33V244H32V246H31ZM60 244V245H59ZM91 244V243H90ZM105 244V245H106ZM81 245H79V246H81ZM31 246V247H30ZM78 246V244L75 246L74 245V247L76 248ZM70 247V248H71ZM86 247V248H85ZM103 247V246H102ZM73 248V247H72ZM59 249V250H60ZM63 251V250H62ZM65 251H63V252H65ZM70 251L72 252V251H74V249L72 250V249H70ZM70 252V253H71ZM67 253H69V252H67ZM76 253V252H75ZM76 253V254H77ZM69 255V254H68ZM71 255V254H70ZM72 255L74 256L75 254L72 252ZM72 255L70 256V257H67V255L66 256H63V257H67V259H69V258H72ZM77 257H73L74 259V262H76V259L75 258H78V256L80 257V254H77L76 255ZM87 256H88V258H87ZM128 257H130V256H121V257H119L120 259H122L121 261H120V264H126L127 263V261H126V263H124L125 261L123 260L124 258H125V260H126V258H127V260H130L133 264H134V260L132 261V257L131 258H128ZM85 258V259H84ZM86 258L89 260V261H87L86 262ZM79 259V258H78ZM70 261V263H71V260H69ZM124 261V262H123ZM118 262H119V260H118ZM130 262V263H131ZM131 263V264H132ZM72 264H73V261H72ZM76 264V263H75ZM80 264V263H79ZM127 264H129V263H127ZM136 264V263H135Z\"/></svg>",
	"mask_w": 264,
	"mask_h": 264
}]
</instances>
